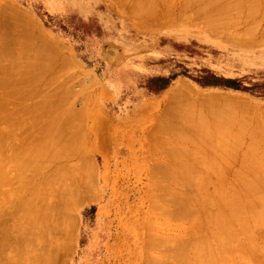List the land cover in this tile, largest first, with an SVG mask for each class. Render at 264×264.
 Returning <instances> with one entry per match:
<instances>
[{"label": "rangeland", "instance_id": "obj_1", "mask_svg": "<svg viewBox=\"0 0 264 264\" xmlns=\"http://www.w3.org/2000/svg\"><path fill=\"white\" fill-rule=\"evenodd\" d=\"M154 1L157 2V4L155 3L156 10L155 11L153 10L152 13L153 12L155 13L151 14L150 11H148L150 13L149 15V13L148 12L146 13V11L145 12L139 11L140 12L139 13L135 10L134 8L135 5L133 3L138 2L137 0L136 1L135 0H125V1L124 0H0V18L2 19V20L0 19V32H2V35L0 37L2 40V44L5 43L4 45H1V42H0V47L3 46L2 49L0 48V50L5 49L4 47L7 46L8 50L10 49L12 51V54L15 53L14 51H16L17 49H18L17 53L20 52L19 53L20 55L19 54L17 55V53H15V55H12V56L10 55L11 51L10 53L7 52L8 54L6 53V56L7 55L11 56V57L7 56L9 58L8 59L6 58L5 53H4L5 50L6 51L8 50L5 49L4 51H0V56L3 55L1 56V58L3 57L6 60L5 61L4 59H0V60H3L1 61L2 64L0 63V68L2 69V70L0 69V118L2 119L4 118L2 121H0V133H3L6 137V141H4V144L1 142V145H0L1 146L0 147L1 148L0 162L1 160L5 159L4 161L8 162L7 163L8 165L10 164L9 162H11L12 160L17 163L18 160L21 158V156L19 155L17 157L16 154L18 155L20 152H22L23 151L22 148L25 149V152H26L25 155L22 154L24 155L22 156V158L28 157L30 153H32V151L34 150L36 151L35 153L39 154L41 152V154H44L40 158L38 157L37 162L36 163L34 162V166H31L32 168L29 167V169L27 166H25L27 168H23V169L22 167L17 168V166L20 167L19 166L20 164H18L19 162L17 163V165L13 162L15 164L14 166L7 165V168L8 167L9 169L14 168L13 169L14 171H16L15 170L16 168L17 170L19 169L18 170L19 172L21 169H22L21 171H23L24 169L25 171L28 170L27 172L23 171L24 174L23 172L20 174L18 173L21 176V178L23 177V180L24 179L26 180V178L29 179L31 177L32 181H34L32 182L30 178L29 179L30 181L27 182L28 181L27 179L26 181L27 184H26L24 181L22 182L21 181L22 179L20 178V176H18L21 179V180L19 179L20 180L19 185L23 187L22 189H26V190L28 189L27 191L29 193L32 192L31 194H29L27 193L26 190H22L25 198L26 197L30 198L31 196V198L33 197L32 200H34V196L36 198V195L37 197H39V195H41L42 197L43 191L42 193L40 192L41 194H39V191L38 190L36 191L37 188L35 187H37V184L40 185L39 184L40 181L42 182V180L49 178L47 176L53 175L54 173L52 172L54 170L53 168H58V169H55L58 172L60 170L59 167L63 168L60 171V173L61 172L62 173L64 172V173L60 174L58 172L59 173L58 174L56 172L59 176L56 173H54V175L56 174L59 177V178L57 177L58 183L56 184L57 185L56 187L59 189V186L63 185L62 180L60 178H62V176L64 175L66 176L65 178L66 183L64 181L63 182L66 185L63 187H68L66 188V190L68 191L72 190L70 189L71 187L69 188V185L72 186V183L71 184L67 183V182H73L72 179L73 180L75 179L74 184L76 185V187L80 184H76L75 181L77 183H81L82 185L84 184L83 186H85V183L87 182V186H85L86 188L81 187V185L77 187L79 188V191H80V187L82 188L80 194L78 193L79 194L78 197L81 195V193L85 191L86 193L84 194H87V198L89 197L88 200L86 199V197L84 199L83 197L85 195L82 194L83 197L82 196L80 197H82L83 200H85L84 202H82L83 200L80 199V197L78 199L76 198L77 194H76V197L75 196L70 197L68 195L69 193L65 191L63 193L62 191L63 194L61 193V197L62 195L66 193L69 196L68 197L69 200L70 198L71 199L75 198L78 204L77 202H75V200L72 199L71 203H74V204L71 207L69 205L68 207L65 206L66 209L62 208L65 210L68 209L64 213V214L68 213L66 214L68 215V219H64L66 218L65 215H64L65 216L64 218L59 217V216H62V214L60 215L57 211H56L57 213H55V210L54 212H50L52 215L51 214L49 215L47 213L50 217H53L54 213L58 214V217H59V218L54 217L55 220L51 218L52 220L55 221V223L54 221L52 222L51 220L47 221V223L52 222L53 224H56L57 221H58L57 223H59L60 220L61 221L59 225L56 224L58 225L57 226L58 228H55L56 227L55 225H54L55 227L49 226V225H52V223L48 225L45 222V224L50 227L46 229L45 228L46 226H44L45 224L43 223L44 224L43 227L44 229H46L45 230L46 233L44 231H42L43 233L40 231L41 229L43 230V228L42 227L39 228V224H37L38 222H36L38 227L34 228L33 226H31L32 224L30 221H28V217H27L28 215H26L25 210L23 211V209L21 210L19 208H16L18 207L16 203H18V200H21V198H17V200H15L16 203L14 204H16L15 205L16 207H13L14 204L10 205L11 203L9 205L8 204L3 205V203H1L3 206V209L1 208L2 206L0 204L1 206L0 207V210H1L0 217L2 220L4 219L6 221L4 222V220L2 221L0 219V232H1L0 236L2 235L1 240L3 239L2 244L0 241V245H1L0 247H2V249L0 248V255H1L0 264L2 263L3 264H144L148 262L151 263L150 258L148 257L147 259V256L145 257V253L148 256L149 254H151L150 256L153 258H156L158 256L161 257V259L166 258V263L163 260L164 264H178V263L180 264L182 260L185 258V256L187 255L192 256V253H194V250H192V247L195 248L197 246V243L199 242L197 240H200V238L198 237H201V239L203 240L206 234L210 236L208 233V230L209 231L212 230L213 227L211 226L213 225L212 223L211 225H209L210 222L209 224L206 223L208 224V228L210 227V229H208L206 225L205 227L202 226L204 227L203 228L204 230H202V227L200 230V226L202 224L198 225V229L201 231L200 233L201 236H198L200 235L199 234L200 231L194 227H197V224L201 221L199 220V218L196 220V222L194 221V223L192 224V228H193L192 229L190 228L191 223L193 222V220H195V218H193L192 216L190 217L191 219L193 218L192 220H190L189 218L183 217V218H178V221H177V220H173L174 218H176L175 216L172 217V215L168 214L172 217L170 218L166 214L167 217L166 215L165 217L167 218V221L165 222L166 218L161 217L162 216L161 214L159 215L158 212L160 208L156 207V203L161 202V204L162 203L164 204V200L163 202L161 198L160 200H156V198L158 197V194H161L164 192V194H162L164 195L163 198L166 195L171 200L170 201L168 199L171 202L170 205L168 201L165 200L168 206L176 208L175 205H172L173 198H171V195L174 191H170L172 193L169 194L168 192L169 190L166 192L165 188L163 192H161L162 190H160L159 188L157 189L155 188L157 185L160 184L159 182L161 183L165 182L166 184L170 180L169 179L168 181H165L167 177L171 176V174L169 173L173 172L174 175L176 173H179L181 176L180 172H182L181 170H183V173H182L183 175H185V173H186V176L188 174L190 175V176L188 175V178L189 177L191 178L189 180L194 179L195 181L196 174L199 176L198 179L199 178L208 179L209 185L206 182L205 186L210 188V190H207L208 188H206V191L209 194L210 193L213 194V191L211 190L213 188L212 184H214V186H217L218 188L221 187V185L223 186L225 185V187H221V188H223V191H226L225 189L228 186L236 185L233 183L238 182V185H239L240 184L239 182L241 178H243L242 177L243 175H248V176L251 175L250 177L252 176L254 177V175L255 177L257 175H260L258 177L263 179L262 181L263 183L261 182L262 179L259 180L261 182L260 185L262 184L261 189L262 188L264 189V134H263L264 131L262 133L260 132L261 128L264 130V116L260 115L264 113L260 111V110L264 111L263 109L264 107V42H263L264 41L263 39L264 38V10H263L264 6L262 5L259 8L257 15L255 14L253 17L249 16L251 18H248V16L246 17V9H245V11L242 12L244 14H241L243 15L241 16V20L243 21L239 20L240 23L237 22L236 24L239 23L237 26L235 25L233 27V25H231L232 29H231V26H228V29L227 30L225 29L226 32L225 30H223L222 31L223 33L218 32L215 34L214 32L209 31L204 26H199L198 24L196 25V23L194 22V19H193V22L195 24L192 22V18H194L193 17L194 13L197 11L198 9L197 7L201 3L200 0L196 1L198 2L197 4L194 0H191L193 2L190 4H187L186 2L187 0H154ZM131 5H133V7H131ZM184 6L187 8H185ZM20 12H22V14ZM135 12L139 14H136ZM142 12L144 13V15H142L143 14ZM17 13L19 14V16L25 14L22 17L29 16L31 19L29 20V18L26 17V18H23V21H22V17L18 16L19 18H21V20L17 19L18 20L17 22L21 23L22 21L21 25L20 26L19 24L17 25L16 22H15L16 24L14 23V25H12V23L16 21V18H18L17 16L16 17L14 16L15 20H13L12 16L16 15ZM145 13H146L147 18L145 17ZM161 13L162 14L164 13V14L162 15ZM230 13L231 14H229V16H231L233 12H230ZM140 14H141V17H140ZM7 18L9 21H7ZM33 18H35L34 20L38 22L37 25L39 27L42 26L41 27L42 29L38 28V26L35 25V23H37L36 21L34 24L30 22L31 20L34 21ZM195 18H196V15H195ZM246 18H248L249 20ZM4 22H8L10 24L4 23ZM23 23H25L24 26H22ZM256 23L258 25H256ZM6 25H8V28ZM11 25H12V29H10ZM19 27L21 28L19 29ZM36 27L38 28V30ZM25 28H27V30ZM8 29H10V31L12 32L8 31V34H7ZM17 29L19 30L23 29V31L25 29L26 31H24V33H22L23 31H20L21 32L20 33L19 30L17 31ZM245 29L247 31H244ZM39 30H42V31L45 30L43 32L47 31L46 35L43 32L42 34L44 36H48L47 37L48 39L51 37V39L53 38V40L54 39L57 40V43L60 42V44L58 43L59 46H61V43H62L64 47L61 46V49L64 48L63 50H66V51L63 52V50L61 51V49H59L60 51L58 52V50L56 49L60 47L57 46V43L55 42V40L49 41L46 37L41 38L42 37L41 34L40 35L37 34V32L39 33ZM3 32L4 33L6 32V33L4 34ZM18 32L20 34H18ZM248 32H250V34H248ZM32 33H34L35 35ZM224 34L225 36H223ZM12 35H13V38H12ZM31 35H33L34 38ZM14 36L16 38L15 40H14ZM18 36H20L21 38H19ZM7 37L9 38V40ZM10 38L12 40H10ZM3 39L7 43H9V45H7V43L4 42ZM26 40L28 43L24 42ZM44 40L48 41L49 45L47 46V48L49 50V53L46 54L47 53L46 51H44L46 53L41 51L43 53H41L40 55L42 56L44 55L46 58L44 56L43 58L40 56L41 57L40 61L45 59L46 61L44 64L50 63V66L51 65L52 66L51 67L49 66L46 69V71H44L45 73L43 72L42 74L40 73V75H38L39 70H41L39 66H36L35 70H32L31 72V70L29 69H31L32 67H29L27 65L29 61L26 60L25 58L26 56L23 54H25L24 51L26 52V49H31V47H33V50L35 49L40 50V48H42L43 50V47L47 45V43H45ZM33 43H35L36 45ZM25 45L27 47H25ZM21 55L25 57H22ZM53 57H54V60H53ZM71 61L73 63H71ZM45 66L47 67V65ZM76 66H77V69H76ZM32 69H34V67ZM60 71L62 74L59 73ZM71 73L73 76L71 75ZM56 74L59 79L56 78ZM66 74L67 76L68 75L69 76L67 77ZM51 78L54 79L53 83H51L52 81H49V83L47 82V85L49 87L48 86L46 87V80L47 81L51 80ZM54 81H57L55 82V84L58 82L60 83V84H56V86L62 85L64 87L63 88L62 86H60L63 88L62 90L58 86L59 89L56 90L58 91L57 92L58 94L54 92L55 91L54 88L51 87V89H49L50 88L49 84H52L51 86H54ZM183 84L185 85L187 84L186 87H184L185 85ZM189 85L191 87H189ZM42 86L46 87V90ZM178 87L181 89L177 90L179 89ZM183 88H185L184 90L187 92L188 91L192 92L190 90H193L195 92L197 91L196 92L197 94L193 92L191 95H188L190 93L185 92L186 93L185 94L184 91H183L184 94H182ZM27 89L28 91L32 89V93L34 92V94H37L38 91L43 90L42 91L43 97H47V96L49 97V94H51L49 97L50 99H49L48 104L50 105V102H51L52 104L50 106L54 108L47 107L48 104H44L43 106L42 103L44 102L41 103L42 101L41 100L39 103V101L33 97L37 95L32 94L33 96H31V90L28 92ZM175 89L177 90V93H174ZM50 90H52L55 94L54 93L52 94ZM172 93L175 94L174 95L175 97H177V98H173L174 100L171 99ZM198 94L199 95L201 94V98L203 99H201ZM28 95H30V98L33 97L31 98V101ZM53 95H55L56 98ZM59 95L60 96L62 95V96L58 97ZM193 96H195L197 99H200V100H196V98H194ZM205 96L207 97L204 98ZM62 97L64 100L62 99ZM71 97L72 99L74 98L73 100H75V103H74L75 105L73 104V106L71 104L73 101ZM191 97H193L192 99L195 101H191L192 100ZM209 97L213 99L216 98L214 101L215 104L212 102L213 99L210 98L211 100L210 99L207 100V98ZM59 98H60V101L57 102ZM179 98H181V100L185 98L186 99L183 101H180ZM239 98L242 100H240ZM33 99H35L36 102ZM175 99H178V100L176 101ZM188 99H189L190 104L188 101L186 103V100ZM69 100H70V103H67L69 102ZM206 100L208 101V103L206 102L207 106L210 103H211L210 105H212V109L209 110V107L211 106H208L207 107L208 109L206 110L208 113L206 117L209 120V122L206 120L208 122L207 124L210 123L211 119L214 122L220 119L222 122L225 123V125L223 123H220V124H223V127L221 126L219 128L217 126L219 125L217 124L218 123L217 122L216 127H218L219 129H213L214 127L212 123V126L210 124L209 132H208L206 128H205L206 131L205 129H203L204 127H207V125L204 124V122L206 121L203 120L202 121L203 124L206 125L202 128L205 131L203 133L204 134L203 136L201 135L202 133L199 131L200 130L199 128L201 126L198 128L195 125H196V122H198L197 124H199V121H196L197 119L196 116L197 115L200 116L198 113L206 112L203 109L205 108V102L203 101H206ZM32 101L34 102V104L32 103ZM198 101H200L201 103ZM236 101L238 102L236 103ZM37 102L39 105L35 104ZM232 103L234 104L232 105ZM53 104L58 108L57 111H59V114H58L59 118H57L58 119L57 122L62 123V127L58 126L59 128H56V126H54L56 129L54 127H50V126H53V124L51 123L56 121V120L54 121V119L51 117L57 116L56 115L57 111H55L56 113L53 112L54 110H56ZM69 104L73 107V109L71 108ZM250 104L252 106L249 107ZM185 105H186V108H185ZM188 105H191L192 107L189 108L190 106ZM244 105L248 107L247 108L248 110L246 109V107L244 108ZM37 106L38 107L43 106V110L41 111H44V112H42V114L37 113L39 112V111H36ZM201 106H203V108L200 109ZM227 106L230 108H228ZM260 107L262 108L260 109ZM45 108L47 111L45 110ZM61 108L62 110H64V108L68 109V111L66 110L64 112L66 114L62 113L63 111L60 110ZM175 108H177L179 112ZM188 108L191 110H189ZM251 108H254L253 111H251L252 110ZM181 109H183L185 113L187 112L186 109L188 110L189 114L187 115V117L191 115L190 114L191 112L196 114V115L192 114V116L193 115L195 116L193 117L196 122L195 121H194L195 123L193 122V119H191L193 118L192 116L190 117L191 119L190 122L191 121L193 122V123L191 122V125L195 124L193 125L194 129L198 128L199 130H197V132L199 131L200 134L195 132L193 128L192 129L189 128L190 126H188L186 129L185 127L187 125L183 127L185 128L184 130L181 126V122H180L181 119L178 120L179 122L177 121L178 122L177 123L176 120L172 117L173 119L172 121H170L171 114L172 116L173 114L174 115L180 114L179 116H183L185 114V113L184 114L182 113L184 111ZM48 110H49V113H48ZM171 110H172V113H170ZM60 112L62 114H60ZM231 112L233 113V115ZM3 113H6V115H4ZM51 113L52 114L54 113L55 115H52ZM227 113H229V115H227ZM50 114L52 116H50ZM166 115L168 118H166ZM63 116L64 117L66 116V119L68 121L64 120L65 122H62ZM203 117L204 116H202V118ZM206 117L203 119H206ZM224 117L225 118L227 117L228 119L222 120V119H225ZM51 119H53V122L50 121ZM220 120L218 121L221 122ZM57 122L56 124H58ZM72 122H74V124ZM82 122L83 123L85 122L84 123L85 126L81 125ZM166 122L167 123L169 122L170 123V124L168 123L169 125L172 124L170 130L168 128L169 131L167 130V126L169 125H167ZM243 122L246 124L243 125L242 124ZM66 123L67 125L65 126ZM68 123H70L71 125L72 124L76 125V126H70ZM200 123H201V119H200ZM226 123L230 124L232 128H230V126L227 125ZM77 125L80 127H78ZM256 125L259 126L258 129H256L258 127V126L256 127ZM228 126L231 130L228 128L226 129V127ZM244 126L248 127L245 130L246 133L243 131L244 128L243 130H241L242 127ZM49 127L53 129H50L51 130L50 131L48 130ZM70 127H73V128H70ZM240 127L241 129L238 130L237 128H240ZM165 128H166V131H164ZM59 129H61L62 131ZM233 129L234 130L236 129V132L238 134H240L239 132L241 131V133H243L245 136L244 138H246L244 140V138L242 137L243 134L242 135L240 134L241 136H239L238 134L237 135L235 134L236 136L232 135L233 137L235 136L234 139L238 138L239 140L240 146L238 147L239 149L236 150L237 152L235 151L236 148L234 146L232 147V144L236 145V141H237V140H233L234 143L232 142L233 138L231 137V134L235 133ZM248 129H250L249 133H247ZM46 130L49 132L47 133ZM54 131L56 132V134L58 131H61V134L60 132H58V135L60 136L65 135L64 136L65 138H63L62 136H61L62 138L60 136H58V138L60 139V141L61 139H64L63 141L66 143H64L63 141L60 142L59 140L57 141L58 139L57 137H56L57 139H54L56 136ZM192 131L193 133H195L197 137L199 136L198 137L199 140L202 138L201 142L197 141L198 139L197 137L195 138V135L192 133ZM71 133L73 134L69 135ZM247 134H250V136L253 135L254 137L259 139L258 141L256 139L257 142H254V143L255 144L258 143L256 145V148L258 147L260 151H258V148L257 150H255V147H253L255 146L254 143H253L254 144L253 146L251 145L252 144L251 142L253 141H250V138L253 136L247 137L246 136ZM47 136L50 139L47 138ZM51 137H53V140ZM41 140L42 142L40 143ZM67 140H68V145H67ZM248 140L250 141L251 146L248 145L246 148V144H248L249 142ZM240 141H242V144H240L241 143ZM7 142H9V144L13 147H10V145ZM54 144H56L60 150L56 146L51 147V145H54ZM60 144L63 146H60ZM64 144L67 147H65ZM37 145L41 147V150H36V149H39V146ZM42 145L44 146V148H46L47 146L46 148L47 150L42 148L43 147ZM31 146H32L31 148L32 150L30 149ZM55 147L62 154V155L60 154L61 157H64L65 155L64 160H62L63 158H60L59 153H58L59 157H57L58 151L56 150ZM249 148L251 150L254 148V151L256 152V154L257 153L258 154L256 155L254 154V152H250L249 154L252 153L250 156H253V158H250V156L248 158L246 156V153L247 151L249 152L250 150ZM28 149L31 151H28ZM52 149L53 151L56 150L54 151L53 154H52L53 152ZM17 150L18 151L21 150V151L18 153ZM48 150H49V153L51 150L50 155H48L49 153H47ZM2 153L4 157L6 158L2 159V156H3ZM69 153L70 154L72 153L71 159L66 160L70 156ZM242 154L243 156L245 154V158H247L246 159L247 162L245 158L242 156ZM74 155H77V156H74ZM238 155L239 157H237ZM254 156L256 157L254 158ZM45 157L48 158L49 163L51 161L53 162V163H50L51 166L50 165H48V167L46 166L49 163L46 161ZM81 157L84 158V161L86 160L85 163H83L85 165L83 166V168H85L86 170L82 168L83 164L81 161L83 160L81 159ZM241 157L243 161L245 160V162L248 164L250 168L256 167L255 173H257V175L255 173L254 175L250 173L254 169L252 168H251L252 170L250 168L248 170L246 169L247 165L246 163L242 162ZM22 158L20 159L21 160L20 162H22ZM53 158H55V161ZM57 158H60V159H57ZM42 159L44 160L43 161L44 164L47 163L45 164L47 169H44L41 172V171H38L37 168L39 167L37 166H40L42 168L43 164L40 165V163L42 162ZM49 159H52V160L50 161ZM77 159L79 161H77ZM66 162L67 164H65ZM75 162H78V163L76 164ZM79 162H80V168L79 166L78 167L76 166L77 168L74 167L75 166L74 164L78 165ZM241 162L244 163V166L241 164ZM61 163L62 165L63 164L65 165L62 166L60 165ZM185 163L186 164L188 163L187 164L188 166L190 164V167L192 165L191 167L192 169L188 167L190 171H187L188 169H186V172L184 173L185 170L183 169L184 167L182 166V164H185ZM225 163H227V165L229 163L230 166L229 165H228L229 167L224 166ZM239 163L240 165H238ZM23 164H24V160H23ZM23 164L21 163V166ZM72 164L74 165L73 167L71 166ZM180 165H181L180 169L175 168V166L179 167ZM241 165L243 166V168ZM161 166H164V168ZM220 166L221 167L223 166V168H221ZM65 167L66 168L70 167L69 169L71 171L73 170L72 171L73 175L68 176V173L70 174L71 171L69 169L67 170H69L70 172L64 171V169H66ZM87 167H89V169H87ZM160 167L168 171H163ZM43 168H45L44 165H43ZM74 168L79 169V171L80 170L81 171L79 172L78 170H75ZM159 168L163 171V173L161 170L157 174L154 173L153 170H155L156 172L157 171L156 169H159ZM1 169L2 171H4L3 168ZM239 169H241L240 170L241 172H239ZM245 169L248 172H246ZM6 170L8 171L7 174H10V173L11 175L13 174L12 169H11L12 172L8 169ZM30 170H31V174H30ZM32 171H35V172L38 171L41 173H39V176H38V175H35L34 172ZM243 171L245 172V174H243L244 173ZM17 172L14 173L15 176ZM65 172H67V175H65L66 174ZM189 172H192V173H189ZM206 172L208 175H211L210 180ZM237 172L238 174H236ZM27 173H29V175H27ZM1 174L2 175L4 174L3 176H5L4 172H2ZM1 174L0 176H2ZM42 174L45 178L42 176ZM159 174L161 176L167 175L165 176L166 177L165 180ZM179 174L176 175L177 178L175 176L176 179H178ZM201 174H203L202 175L203 177L200 176ZM224 175L225 177L228 176L230 180L227 178H224ZM35 176L37 177L35 178ZM157 176H159V178L161 177L160 178L161 181H159V179L157 180L154 179V177H157ZM186 176L184 177L187 178ZM206 176L207 178H205ZM218 176L220 178L222 176L221 179L223 182L225 181V179H227L225 181L226 184L225 182L224 184L223 183L221 184L222 181L221 179L220 181L218 180L219 179ZM7 177L9 180H11L10 182L12 184L13 182L16 185L19 183V182L18 183L16 182L18 181V179L15 181H12L9 175H7ZM41 177H43L44 179ZM172 177L170 178L175 179L174 176ZM182 177L183 176H181V178ZM15 178H13V180ZM81 178L85 181V183L83 181L78 182L82 180ZM162 178H163V181H162ZM211 178H212V181H211ZM238 178L240 179L239 181L237 180ZM184 179H181L182 182L184 183L182 187H180V184L178 185V183H176L177 181L175 182V180H170L173 183L175 182V184H177L180 187L178 188V186L176 187L174 186V184L172 185V182L170 183L172 185V188L175 189L176 187V190H175L176 194L172 195L173 197H177V194L179 195L180 192L182 193L183 189L181 188L185 187V185L187 186L186 189H189V190H186V189L184 190L185 195H184V192L182 193L184 198L186 196V193L190 191L191 188H188L189 187L188 183L190 181L189 180L187 181V179L186 181H183ZM213 179L216 180V182ZM231 179L234 181V182L232 181L233 183H231ZM227 181L228 182L230 181L231 185ZM152 182L154 184L156 182L159 184L156 183L157 185L155 186ZM218 182L221 185L217 184ZM45 183H43L44 186H45ZM151 183L153 184L154 187L149 186L151 185ZM15 184L12 185L14 186V188H16ZM25 184L26 186H24ZM166 185L165 186L163 185V186L167 187ZM190 185L192 186V184ZM18 186H17V189L19 188ZM41 186L43 185H40V187ZM169 187L170 185L168 184V188ZM31 188L34 191H32ZM83 188L87 190L84 189L85 191H83ZM231 188H235V186ZM20 189L21 188H19L18 190ZM43 189L45 190V192H47L46 191L47 188H43ZM228 189H230V187ZM149 190L152 194H154V198L152 194H150ZM177 190H179L180 192H178ZM216 190L214 191L216 192ZM52 191L50 192L48 191L49 192L48 195L52 194V197L49 195L51 199L53 198ZM79 191L78 189H76V193ZM156 191H157V194L155 196ZM219 191L221 192L222 189ZM262 191H263L262 193L263 195L260 194V196L262 197L259 196L260 198L258 199V203L255 206L256 208L254 207L252 209L253 212L252 211H251L252 213L250 212V218L248 220V225L249 226L251 225V227H253L252 230L250 229V234H251L250 241L251 239L258 240L257 243L255 242L254 244H257L259 247L258 246L256 247L253 243H248L249 242L247 241L248 238L245 237L247 232L249 231L248 229L251 227L247 226V224L242 225L244 227V228L242 227L244 231H245V227L247 226L246 230L248 231L247 232L245 231L244 233L242 229H241L242 232L240 229H237L238 227L241 228V226L238 225L236 228V232H237L236 235L238 234V230H240L239 232L241 233H239L237 237H235V239L237 240L240 239V241H238V243L234 245L235 247L229 251L230 253L228 252L224 254V256H221V258L218 257L219 264L220 263L222 264L224 260L226 261V259H223L225 256L229 258V260L227 258L226 262L230 261L227 264H260L259 261L264 262V201L263 203L259 204V202H261L262 199L264 200V190ZM69 192H72V191H69ZM191 193L193 194V192ZM28 194L30 195L29 197H28ZM46 196L47 195H45V197ZM188 196L190 195L188 194ZM167 197L165 199H167ZM89 199H93V200L89 201ZM34 201H36V199ZM59 201L60 200H58V202ZM65 201H68V200L65 199ZM55 202H57V200ZM60 202L58 203V206L60 205ZM75 203L77 204V206H75ZM165 204L163 206H165ZM55 206H57L56 203H55ZM61 207H63V205ZM72 207L73 209H75L74 212L72 211L73 210ZM155 207L158 208L159 210H156ZM171 207H167V209H170ZM173 208L172 210L171 209L169 210V213L170 211L174 210ZM69 209H72L70 211H72L71 213L73 214L75 219L77 218L78 221L77 220L75 221L72 215H71V218L69 217L71 214ZM177 209L178 208H176L175 210ZM163 210L165 209H162V211ZM21 211L23 214L24 213L25 214L23 215ZM2 213H4V215L6 214L9 220H7V218H5L6 216L2 215ZM226 214H228L227 211H226ZM14 217L16 218V220ZM44 218L46 217L44 216L41 219V223ZM49 219L50 218H48V220ZM170 219H172L174 223L171 222ZM182 219H186V221L189 219V221H191L190 225H189V221L186 222L185 220L183 221ZM15 221H18V224L21 223V225H17ZM44 221L46 220H43V222ZM159 221L161 222V225H159L160 224ZM175 221L180 223L179 227H176V224L178 225V223ZM182 221L185 223H183ZM76 222L78 223L76 224ZM156 222H158L159 224H157ZM13 223H15L16 225H13ZM162 223H164L165 228H163ZM166 223H170L172 226L175 225L176 228L175 227L171 228V225L166 224ZM195 223L196 225H194ZM2 224L6 226L8 225V226L4 227ZM181 224L183 225L185 224L184 225L185 227H183V225ZM12 225L13 227L14 226L17 227L16 231H13V229L15 230V227L13 228ZM147 225H149V227ZM155 225L156 226L158 225V227H156ZM180 226H182L183 228H186V230L188 228L192 230H197L195 231V233H198L196 234L198 236V237L196 236V238L198 239L195 238L194 231L192 233V230L189 229V231H187L186 233L187 234L188 232L190 233L189 235H187L185 233V230ZM67 227L70 229H67ZM27 228L29 230L31 229L30 230L31 232H29ZM21 229L22 231H20ZM25 229L27 231L23 232V230L25 231ZM10 230H12V233L18 232L19 234L20 232L21 236L23 235V233H25V236H22L21 238V236H19L18 234L16 235L13 233L12 235ZM37 231H39L43 235L37 234L38 233ZM145 231L147 233L149 231L150 236L148 234L146 235ZM167 231H172V233L167 232ZM28 232L30 235L26 236ZM33 232L35 233L37 232V233L36 234L34 233L33 235ZM52 232H54L53 234L55 235H53ZM203 232L205 236H203L202 234ZM57 233L60 235H57L58 238L56 239ZM10 234L12 235V238ZM45 234L47 237H51L50 234H52L54 238L51 237V239L50 238L47 239V237H44ZM175 234L176 235L178 234V235L176 236ZM145 235L147 237H145ZM152 235L154 236L152 237ZM164 235L168 237L169 241L171 240V238H174V240H176L175 243L179 240L178 237H185L183 238L184 239L183 241L181 240L178 241V243L180 242L179 244H182V242L184 243L185 240H186L185 243L186 242L188 243L190 241L191 242L190 245L186 243L187 245H189L188 248L186 247V251L184 252L186 253V255H184V253L182 254L184 250L182 251L180 250L181 248L179 247L180 246L179 244L177 245L178 247H176V245L173 243L174 241L172 243L175 246L172 245L171 242L169 245L171 248H169L168 245L167 246L165 245V246L166 248L168 247L167 250L169 249L168 250L169 254L172 253L174 250L177 251V252L174 251L172 253L175 255L171 254V256H169L173 260L179 258L176 261L175 260L173 261L171 258L166 257L168 253L163 244L161 245H163L162 248L164 247L163 250H165L166 253L161 250H160L161 252L155 250L157 247L155 245H158V244L156 243V241L153 242L154 241L153 239L155 240L159 239L157 240L159 243V241H161L162 238L165 237ZM173 235L174 237H172ZM64 236L66 239H64ZM170 236L171 238H169ZM187 236L190 237L189 240ZM17 237L19 238V240L21 239L23 241L21 240L15 241L18 239ZM35 237L38 239H36ZM255 237L257 239H253ZM4 239H7V240H4ZM59 239L61 240V242H59L60 241ZM146 239L149 241L151 239L152 241L147 242ZM164 239H167V238H164ZM190 239H193V240H190ZM12 240H14L16 243ZM24 240L25 241L27 240L30 243V245L29 243H27V241H26L27 244L23 243ZM144 240L146 243L144 242ZM6 241L8 243V246L6 245L7 244ZM195 241H196L195 243L196 246L192 244ZM244 241H247L245 242L246 245L244 244ZM152 242L156 244H153ZM241 242H243V245H244L243 249L247 248V251H245V249L243 250L242 248H241L242 252L240 249L238 250V248L236 250L237 245L240 244ZM150 243H152L155 247L152 245L154 247L152 248ZM247 244L251 246L246 247L248 246ZM18 245L21 247L19 248ZM54 245H57V246H54ZM4 246H6V248L8 249L7 252L8 253L10 252L9 254L5 252L7 249L5 248L6 250H4L3 248ZM48 246L51 248H49ZM63 246H65L64 248L66 249H63ZM160 246L158 245V247ZM173 246L175 247L174 250L172 249ZM12 247L14 250L12 249ZM17 247L23 250L15 251ZM54 247H56V249ZM253 247L256 249L258 248V249L257 250L253 249ZM162 248H159V249H162ZM251 248L252 250L256 252V255L254 256L255 258L251 257L252 254L250 255V253L252 252ZM51 249L52 250L58 249V250L57 252L56 251L53 252L54 253L53 254L51 253L52 252ZM69 249H71V251ZM145 249L147 250L145 251ZM188 249L192 251H189ZM2 250L4 251L2 252ZM249 250H251V252ZM48 251L49 252L51 251L50 253L53 254L54 257L51 258L52 255L50 253L49 254L51 256L49 254L48 256L47 255ZM62 251L63 253H61ZM244 251L247 253H245ZM13 252L15 255L11 254ZM179 252H181V254L184 256L183 257L181 255L183 257L182 260L180 259L181 256L179 257V254H178ZM4 253L6 256H4ZM10 254L11 256H9ZM153 254H155L156 257H154ZM162 254L163 255L166 254V255L163 256ZM19 255H20V258L18 259ZM172 256H174L175 258ZM177 256L178 258H176ZM188 256L183 260L181 264H185V263L187 264L186 260L190 258ZM55 257H57V259ZM53 258H54V261H53ZM157 259L158 258H156L155 260L154 259L152 260L151 258L153 263L154 261H157L159 264H161L160 262L161 259L159 258L158 259L159 261ZM219 259L221 260L219 261ZM146 260L148 261L146 262ZM226 262H224V264Z\"/></svg>", "mask_w": 264, "mask_h": 264}, {"label": "bare ground", "instance_id": "obj_2", "mask_svg": "<svg viewBox=\"0 0 264 264\" xmlns=\"http://www.w3.org/2000/svg\"><path fill=\"white\" fill-rule=\"evenodd\" d=\"M124 1H125V0H124ZM135 1H136V0H135ZM137 1H138V2H134V3H133V4L135 5L134 8H135V10H136L137 12H139V11H144V12H145V11H146V13H147L148 11H150L151 14L155 13V12L152 13V11H153V10H154V11L156 10V8H155V7H156V6H155V3L157 4V2H155L154 0H137ZM194 1L196 2L197 0H194ZM200 1H201V3H200V4L198 5V7H197L198 9L196 8L197 11H196L195 13L192 11V12L194 13V16H193L194 18H192V22H193V19H194V22L196 23V25L198 24L199 26H204V27L207 28L209 31L214 32L215 34L218 33V32H222V31L225 30V29L227 30V29H228V26H231V25H233V27H234L235 25L237 26V25L240 23L239 20H241V16H243V15H241V14H244V13H242V12H244L245 9H246V17L248 16V18H251V17H253L255 14L257 15V12H258L259 8H260L262 5L264 6V0H200ZM200 1H199V2H200ZM132 2H133V1H132ZM186 2H187V4H190V3H192L193 1H191V0H187ZM197 3H198V2H196V4H197ZM131 7H133V5H131ZM157 7H158V6H157ZM184 7H185V6H184ZM192 7H193V6H192ZM154 8H155V9H154ZM185 8H187V7H185ZM11 9H13V8H11ZM132 9H133V8H132ZM189 9H190V8H189ZM194 9H195V8H194ZM194 9H193V10H194ZM135 10H134V11H135ZM160 10H161V9H160ZM263 10H264V9H263ZM14 12H15V11H14ZM230 12H233L231 16H229V14H231ZM20 13L22 14V12H20ZM135 13H136V12H135ZM139 13H140V12H139ZM139 13H136V14H139ZM142 13H143V12H142ZM146 13H145V17H146ZM148 13H149V12H148ZM150 13H149V15H150ZM8 14H9V13H8ZM17 14H18V13H17ZM17 14H16V15H13V16H12L13 18H12V17H11V18H12L13 20H15L14 16H15V17H16V16H17V17L19 16V14H18V15H17ZM157 14H158V12H157ZM161 14H162V13H161ZM163 14H164V13H163ZM163 14H162V15H163ZM165 14H166V13H165ZM178 14H179V13H178ZM182 14H183V13H182ZM184 14H185V13H184ZM10 15H11V13H10ZM24 15H25V14H24ZM24 15H20L19 17H22V16H24ZM27 15H28V14H27ZM134 15H135V14H134ZM142 15H144V13H143ZM147 15H148V14H147ZM192 15H193V14H192ZM195 15H196V18H195ZM137 16H138V15H137ZM152 16H153V15H152ZM164 16H165V15H164ZM177 16H178V15H177ZM182 16H183V15H182ZM228 16L231 17V18H229ZM232 16H234V17H232ZM249 16H251V17H249ZM19 17L16 18V21H14V22L12 23V25H14V23L16 22L17 25L19 24V26H20L21 23H22V21H23V18H26V17L29 18V20L31 19L29 16L22 17V21H21V23H18V22H17V21H18L17 19H20V20H21V18H19ZM138 17H139V16H138ZM140 17H141V14H140ZM148 17H149V16H148ZM180 17H181V16H180ZM188 17H190V16H188ZM143 18H144V17H143ZM146 18H147V17H146ZM153 18H154V17H153ZM248 18H246V19H248ZM0 19H1V18H0ZM12 19H11V20H12ZM34 19H35V18H33V20H34ZM175 19H176V18H175ZM177 19H178V18H177ZM182 19H183V18H182ZM243 19H244V17H243ZM256 19H257V18H256ZM1 20H2V19H1ZM5 20H6V19H5ZM24 20H25V19H24ZM155 20H156V19H155ZM171 20H172V19H171ZM178 20H179V19H178ZM248 20H249V19H248ZM7 21H9L8 18H7ZM35 21H36V20H34V21L31 20L30 22H32V23L34 24ZM162 21H163V20H162ZM241 21H243V20H241ZM10 22H11V21H10ZM25 22H26V21H25ZM36 22H37V21H36ZM179 22H180V21H179ZM194 22H193V23H194ZM237 22H239V23L236 24ZM257 22H258V20H257ZM2 23H3V21H2ZM2 23H1V25H2ZM4 23L10 24V23H8V22H4ZM16 23H15V24H16ZM26 23H27V22H26ZM32 23H30V24H32ZM170 23H171V22H170ZM195 23H194V24H195ZM24 24H25V23H23L22 26H24ZM37 24H38V22L35 23V25H37ZM194 24H193V25H194ZM12 25L10 26V27H11L10 29H12ZM26 25H27V24H26ZM39 25H40V24H39ZM256 25H258V24L256 23ZM6 26H7V28H8V25H6ZM22 26H21V27H22ZM37 26H38V25H37ZM40 26H41V25H40ZM14 27H15V26H14ZM21 27H19V29H20ZM27 27H29V26H27ZM41 27H42V26H41ZM41 27L38 26V28L42 29ZM2 28H3V27H2ZM36 28H37V27H36ZM38 28H37V30H38ZM235 28H236V27H235ZM10 29L7 30V34H8V31H10ZM15 29H16V28H15ZM19 29H17V31H18ZM25 29L27 30V28H25ZM25 29H24V31H26ZM231 29H232V26H231ZM30 30H31V29H30ZM35 30H36V29H35ZM226 30H225V32H226ZM3 31H4V30H3ZM20 31H23V29L19 30V32H20ZM24 31H23L22 33H24ZM43 31H45V30H43ZM43 31H42V30H39V33L37 32V34H39V35L41 34V36H42L41 38H44V37L47 38L48 36H44V35L42 34ZM229 31H230V30H229ZM229 31H227V32H229ZM244 31H247V30L245 29ZM10 32H12V31H10ZM14 32H15V31H14ZM19 32H18V34L21 33V32H20V33H19ZM32 32H33V31H32ZM34 32H36V31H34ZM0 33H1V34H0V36H1V35H2V32H0ZM3 33H4V32H3ZM5 33H6V32H5ZM5 33H4V34H5ZM30 33H31V32H30ZM43 33H45V35H46V34H47V31H46V32H43ZM208 33H209V32H208ZM222 33H223V32H222ZM254 33H255V31H254ZM254 33H253V34H254ZM4 34H3V35H4ZM7 34H6V35H7ZM12 34H13V33H12ZM32 34H34V33H32ZM244 34H245V32H244ZM248 34H250V32H248ZM251 34H252V33H251ZM10 35H11V33H10ZM22 35H23V34H22ZM28 35H30V34H28ZM34 35H35V34H34ZM8 36H9V35H8ZM31 36H33V35H31ZM49 36H50V35H49ZM223 36H225V34H224ZM18 37L21 38L20 36H18ZM7 38H8V37H7ZM12 38H13V35H12ZM25 38H27V37H25ZM33 38H34V36H33ZM15 39H16V38H15V36H14V40H15ZM39 39H40V38H39ZM47 39H48V38H47ZM50 39H51V37H50L48 40H49V41H52V40H53V38H52L51 40H50ZM263 39H264V38H263ZM0 40H1V37H0ZM3 40H4V39H3ZM8 40H9V38H8ZM10 40H12V39L10 38ZM18 40H19V39H18ZM18 40H17V41H18ZM20 40H21V39H20ZM28 40H29V39H28ZM31 40H32V38H31ZM42 40H43V39H42ZM45 40H46V39H45ZM45 40H44V41H45ZM54 40H55V39H54ZM54 40H53V41H54ZM0 42H1V45H4V44H5V43L2 44V40H1ZM4 42H6V41L4 40ZM8 42H9V41H8ZM24 42L26 43L27 40L24 41ZM29 42H31V41H29ZM55 42L57 43V40H55ZM263 42H264V41H263ZM6 43H7V42H6ZM20 43H21V42H20ZM27 43H28V42H27ZM43 43H44V42H43ZM45 43H47V45H45V46L42 44V45L45 47V49H44V47H43V50H42V48H40V50L34 48V49L36 50V51H35V50H33V47H31L32 50H31V49H26V52L24 51L25 54L22 53V54L25 55L26 57L21 55L22 57H25L27 61H29L28 64H27L29 67H32V68L34 67V69H32V68L29 69V70H31V72H32V70H35L36 66H39V68H40L41 70H39L38 75H40V73L42 74V73H43L44 71H46V69L50 66V63H49V64H44L45 61H46L45 59H43L44 61L42 60L43 62L40 61V60H41V57L43 58V56H44V55H43V56L40 55L41 53H43L44 51L47 52V53L44 52V53H46V54L49 53V50H48V48H47V46L49 45V44H48V41H45ZM53 43H54V42H53ZM58 43L60 44V42H58ZM58 43H57V46L60 47V48L56 47V48H58V49H56V50H58V52H59V51H60L59 49H61V46L64 47V45H62V43H61V46H59ZM13 44H14V43H13ZM33 44H35V43H33ZM33 44H32V45H33ZM54 44H55V43H54ZM7 45H9V43H7ZM32 45H30V46H32ZM35 45H36V44H35ZM55 45H56V44H55ZM55 45H54V46H55ZM11 46H12V45H11ZM23 46H24V45H23ZM30 46H28V47H30ZM65 46H66V45H65ZM2 47H3V46H1L0 48L2 49ZM15 47H16V46H15ZM25 47H27V46L25 45ZM66 47H67V46H66ZM4 48L8 50V47H7V46H5ZM5 49L0 50V51H4ZM63 49H64V48H63ZM63 49H61V51H62ZM17 50H18V49H17ZM17 50L14 51V52L17 53ZM19 50H20V49H19ZM37 50H39V51H37ZM47 50H48V51H47ZM10 51H11L10 49H9L8 51L5 50V52H4V53H5V56H6V53H7V52L10 53ZM22 51H23V49H22ZM41 51H43V52H41ZM64 51H66V50H63V52H64ZM50 52H51V51H50ZM63 52H62V53H63ZM4 53H3V54H4ZM15 53L12 54V51H11L10 55H11V56H12V55H15ZM19 53H20V52H19ZM19 53H17V55H18ZM1 54H2V53H1ZM7 54H8V53H7ZM56 54H58V53H56ZM59 54H60V53H59ZM10 55H7V56H10ZM17 55H16V56H17ZM19 55H20V54H19ZM1 56H3V55H1ZM1 56H0V59H4L3 57L1 58ZM7 56H6V58H8ZM11 56H10V57H11ZM21 56H19V57H21ZM40 56H41V57H40ZM13 57H14V56H13ZM17 57H18V56H17ZM44 57H45V56H44ZM47 57H48V56H47ZM54 57H55V56H54ZM54 57H53V60H54ZM72 57H73V56H72ZM45 58H46V57H45ZM49 58H51V57H49ZM8 59H9V58H8ZM20 59H21V58H20ZM20 59H19V60H20ZM65 59H66V58H65ZM4 60H5V59H4ZM32 60H33V62H32ZM51 60H52V59H51ZM1 61H3V60H0V63L2 64ZM5 61H6V60H5ZM21 61H22V60H21ZM49 61H50V60H49ZM24 62H25V61H24ZM40 62H42V63H40ZM25 63H26V62H25ZM33 63H34V64H33ZM46 63H47V62H46ZM71 63H73V62L71 61ZM74 63H75V62H74ZM41 64H42V65H41ZM40 65H41V66H40ZM45 65H47V67H46ZM51 66H52V65H51ZM51 66H50V67H51ZM0 69H1V68H0ZM49 69H50V68H49ZM76 69H77V66H76ZM80 69H81V68H80ZM1 70H2V69H1ZM58 70H59V69H58ZM60 70H61V69H60ZM63 71H64V70H63ZM71 71H72V70H71ZM81 71H82V70H81ZM48 72H49V70H48ZM72 72H73V71H72ZM35 73H36V72H35ZM44 73H45V72H44ZM59 73H61V71H60ZM67 73H68V72H67ZM80 73H81V72H80ZM36 74H37V73H36ZM61 74H62V73H61ZM64 74H65V73H64ZM84 74H85V72H84ZM44 75H45V74H44ZM54 75H55V74H54ZM71 75H72V73H71ZM41 76H42V75H41ZM50 76H51V75H50ZM58 76H59V75H58ZM64 76H65V75H64ZM66 76H67V74H66ZM68 76H69V75H68ZM68 76H67V77H68ZM72 76H73V75H72ZM74 76H75V75H74ZM76 76H77V75H76ZM51 77H52V76H51ZM59 77H60V76H59ZM49 78H50V77H49ZM49 78H48V79H49ZM53 78H55V77H53ZM53 78H51V80H48V81L46 80V87L48 86V85H47V82L49 83V81H52L51 83H53V80H54ZM56 78H58V77H57V74H56ZM73 78H74V77H73ZM73 78H72V80H73ZM80 78H81V77H80ZM58 79H59V78H58ZM74 80H75V79H74ZM69 81H70V80H69ZM55 82H57V81H54V86H51L52 84H49V85H50V88H49V89H51V87H52V88H54L55 91H54L53 89H52V90H53L54 92L57 93L58 91H56V90H58L59 87L62 86V85H60V86L57 85V86H56V84H60V83L58 82V83L55 84ZM74 82H75V81H74ZM61 83H62V82H61ZM66 83H67V82H66ZM62 84H63V83H62ZM181 84H182V83H181ZM183 85H185V84H183ZM186 85H187V84H186ZM186 85H185L184 87H186ZM58 86H59V87H58ZM42 87H44V86H42ZM46 87H44L45 90H46ZM48 87H49V86H48ZM62 87H63V86H62ZM62 87H60V89L63 90L64 87H63V88H62ZM84 87H85V86H84ZM187 87H188V86H187ZM189 87H191V86L189 85ZM55 88H56V89H55ZM178 88H179V87H178ZM28 89H29V88H28ZM28 89H27V91H28ZM49 89H47V90H49ZM176 89H177V88H176ZM176 89H175V92H174V93H177V90H180L181 88H179V89H177V90H176ZM184 89H185V88L182 89V94H184V93L186 92V93H190V94H188V95H191L193 92H195V91H193V90H190V91H192V92H189V91L187 92V91H185ZM30 90H31V96H33V95H37V96H33V97H34L36 100H38L39 103H40L41 100H42L41 103L44 102V103H42L43 106H44V104H48V103H49V99H50L49 97H50L51 94H49V97H48V96H47V97H43V93H42L43 90H42V91H38L37 94H34V92L32 93V89H30ZM30 90H29V91H30ZM34 90H35V89H34ZM39 90H40V89H39ZM52 90H50V92H52V94H53L54 92H53ZM186 90H187V88H186ZM29 91H28V92H29ZM35 91H36V90H35ZM60 91H61V90H60ZM173 91H174V90H173ZM183 91H184V93H183ZM44 92H45V91H44ZM46 92H47V91H46ZM61 92H62V91H61ZM64 92H65V91H64ZM196 92H197V91H196ZM196 92H195V93H196ZM65 93H66V92H65ZM186 93H185V94H186ZM195 93H194V94H195ZM32 94H33V95H32ZM54 94H55V93H54ZM57 94H58V93H57ZM57 94H56V96H57ZM60 94H61V93H60ZM71 94H72V93H71ZM182 94H180V95H182ZM194 94H193V95H194ZM196 94H197V93H196ZM196 94H195V95H196ZM72 95H73V94H72ZM171 95H172V96H171L172 98H171V97H170V98H171L172 100H174L173 98H177V97L174 96L175 94L172 93ZM188 95H187V96H188ZM198 95H199V94H198ZM53 96L56 98L55 95H53ZM61 96H62V95H61ZM61 96L59 95L58 97H61ZM65 96H66V95H65ZM176 96H177V95H176ZM199 96H200V98H201V94H200ZM208 96H209V95H208ZM28 97H29L30 101H31V98H33V97L30 98V95H28ZM54 97H52V98H54ZM58 97H57V98H58ZM63 97H64V95H63ZM63 97H62V99H63ZM72 97H73V96H72ZM72 97H71V99H72ZM178 97H179V95H178ZM193 97L196 98L195 96H193ZM193 97H191V99H192ZM197 97H198V96H197ZM206 97H207V96H205L204 98H206ZM227 97H228V96H227ZM210 98H211V97L207 98V100L210 99ZM214 98H215V97H214ZM234 98H235V97H234ZM35 99H33V100H35ZM73 99H74V98H73ZM73 99H72V100H73ZM185 99H186V98H185ZM185 99H182V100H181V98H179L180 101H183V100H185ZM201 99H203V98H201ZM211 99H213V98H211ZM211 99H210V100H211ZM215 99H216V98H215ZM215 99H213V101H212L213 103H214ZM232 99H233V98H232ZM235 99H236V98H235ZM239 99H240V98H239ZM36 100H35V102H36ZM63 100H64V99H63ZM175 100L177 101L178 99H175ZM196 100H200V99H197V98H196ZM207 100H206V101H203V102H205V108H206V109L203 108V106H201L200 109L203 108V109L206 111V110L208 109V108H207L208 106H211V107H209V110L212 109V105H210L211 103L208 104V106L206 105V102L208 103ZM240 100H242V99H240ZM50 101H51V100H50ZM52 101H53V99H52ZM59 101H60V98H59V100H57V102H59ZM73 101H74V102H73ZM73 101H72V103H71L72 106H73V104L75 103V100H73ZM187 101L189 102V99L186 100V103H187ZM191 101H195V100L192 99ZM55 102H56V101H55ZM173 102H175V101H173ZM198 102H200V101H198ZM231 102H232V101H231ZM237 102H238V101H236V103H237ZM245 102H246V101H245ZM250 102H251V101H250ZM32 103L34 104L33 101H32ZM67 103H70V100H69V102H67ZM178 103H179V102H178ZM178 103H177V104H178ZM184 103H185V102H184ZM184 103H183V104H184ZM186 103H185V104H186ZM200 103H201V102H200ZM213 103H212V104H213ZM234 103H235V102H234ZM234 103H232V105H233ZM240 103H241V102H240ZM35 104H38V102L35 103ZM42 104H41V105H42ZM51 104H52V103L50 102V105H51ZM173 104H174V103H173ZM189 104H190V102H189ZM214 104H215V103H214ZM214 104H213V105H214ZM230 104H231V103H230ZM38 105H39V104H38ZM50 105L48 104L47 107H51ZM55 105H56V103H55ZM55 105L53 104V106H55ZM69 105H70V104H69ZM69 105H68V106H69ZM74 105H75V104H74ZM216 105H217V104H216ZM227 105H229V104H227ZM235 105H236V104H235ZM241 105H243V104H241ZM43 106H41V107H38V106H37V107H36V109H37L36 111H39V112H37V113H41V114H42V112H44V111H41V110H43ZM70 106H71V105H70ZM72 106H71V108L73 109ZM174 106H176V105H174ZM188 106H190L189 108L192 107L191 105H188ZM188 106H187V107H188ZM223 106H224V105H223ZM238 106H239V105H238ZM250 106H252V105L250 104L249 107H250ZM253 106H255V105H253ZM4 107H5V106H4ZM45 107H46V105H45ZM172 107H173V106H172ZM178 107H179V106H178ZM183 107H184V106H183ZM227 107H228V106H227ZM245 107H246V106L244 105V108H245ZM51 108H54V107H51ZM55 108H56V110H54L53 112H55V111L58 110V108H57L56 106H55ZM71 108H70V109H71ZM180 108H181V107H180ZM180 108H179V109H180ZM185 108H186V105H185ZM189 108H188V109H189ZM228 108H230V107H228ZM247 108H248V107H246V109H247ZM261 108H262V107H260V109H261ZM68 109H69V107H68ZM68 109L64 108V110H62V108H61L60 110L63 111L62 113H64L66 110L68 111ZM72 109H71V110H72ZM85 109H87V108H85ZM175 109H177V108H175ZM183 109H184V108H183ZM183 109H181V110H183ZM193 109H194V108H193ZM193 109H192V110H193ZM195 109H196V108H195ZM198 109H199V107H198ZM249 109H250V108H249ZM251 109H252L251 111H253L254 108H251ZM263 109H264V107H263ZM45 110H46V108H45ZM52 110H53V109H52ZM177 110H178V109H177ZM181 110H180V111H181ZM189 110H191V109H189ZM213 110H214V109H213ZM216 110H217V108H216ZM247 110H248V109H247ZM256 110H257V109H256ZM4 111H6V110H4ZM40 111H41V112H40ZM46 111H47V110H46ZM72 111H73V110H72ZM84 111H86V110H84ZM84 111H83V112H84ZM174 111H176V110H174ZM183 111H184V110H183ZM186 111H187V112H186L187 114L185 113V111L182 112L183 114L185 113L184 115L181 114V115H183V116H179L180 114H176V115L173 114V116H172V114H171V119H170V121H172L173 118L176 120V122H177L178 120L181 119L180 122H181V126H182V128L185 127V126L187 125V126L185 127L186 129H187L188 126H190L189 128H191V129L193 128V129H194V126H193V125H195V124H192V125H191V122H192V121L190 122V120L193 119V122L195 121V119H194L195 116H194V115H193L194 117L192 116V114H195V113L189 111V112H191V113H190L191 115H189V117H187V115H188L189 113H188V110H187V109H186ZM251 111H250V112H251ZM260 111L264 112L263 110H260ZM51 112H52V111H51ZM178 112H179V110H178ZM6 113H7V112H6ZM6 113H3V114L6 115ZM48 113H49V110H48ZM55 113H56V112H55ZM62 113L60 112V114H62ZM166 113H167V112H166ZM168 113H169V112H168ZM170 113H172V110H171ZM203 113H204V114H203ZM231 113H232V112H231ZM43 114H44V113H43ZM51 114H52V113H51ZM51 114H50V116L55 115L54 113H53L52 115H51ZM58 114H59V111H57V114H56L58 117H57V116H56V117H54V116L51 117V118L54 119V121H55V120H56V121L53 122V119H51L50 121L53 122V123H51V124H53V126H50V127H54V126H56V128H59L60 126L62 127V123H61V122H57V120H58L57 118H59V115H58ZM64 114H66V113H64ZM198 114H199L200 116H198V115L196 116V117H197L196 121H199V124H197L198 122L195 121V122H196V125H195V126L198 127V128H199L200 126H201V127L199 128L200 130H199L198 128H197V129L195 128L194 131L197 132V130H199V131L202 133L201 135H203V136H204L203 133L206 131V129H207L208 132H209L210 124H211V126H212V123H213V127H214L213 129H219L221 126L223 127V124L225 125V123L222 122L220 119H218V120H220L221 122H219L218 120H217L216 122H214V121L211 119L210 123L207 124V123L209 122L208 118L206 117L207 114H208L207 111H206V112H199ZM202 114H203V115H202ZM1 115H2V114H1ZM47 115H48V114H47ZM47 115H45V116H47ZM163 115H164V114H163ZM195 115H196V114H195ZM227 115H229V113H227ZM232 115H233V113H232ZM260 115H263V116H264V113H263V114H260ZM48 116H49V115H48ZM164 116H165V115H164ZM191 116H192L193 118L190 119ZM202 116H204L203 118L206 117V119H203ZM172 117H173V118H172ZM180 117H182V118H180ZM198 117H199V118H198ZM231 117H232V116H231ZM63 118H64V119H63ZM166 118H168L167 115H166ZM210 118H211V117H210ZM224 118H225V117H224ZM229 118H230V117H229ZM3 119H4V118H3ZM3 119L0 118V121H2ZM6 119H7V118H6ZM49 119H50V118H49ZM200 119H201V123H202V124L200 123ZM226 119H228V118L226 117L225 119H222V120H226ZM64 120H65V121H68V120L66 119V116H65V117L63 116V117H62V122H65ZM168 120H169V119H168ZM203 120H205V121L207 120V121H208V122H207V121L204 122V124H206L207 127H204V126H206V125L203 124V122H202ZM56 122H57L58 124H56ZM178 122H179V121H178ZM178 122H177V123H178ZM193 122H192V123H193ZM195 122H194V123H195ZM217 122H218V123H217ZM60 123H61V124H60ZM72 123L74 124V122H72ZM84 123H85V122H84ZM84 123L82 122L81 125H84ZM166 123H167V122H166ZM168 123H169V122H168ZM168 123H167V125L170 124V123H169V124H168ZM189 123H190V125H189ZM214 123H215V125H214ZM216 123L220 125V126L217 125L219 128L216 127ZM220 123H223V124H220ZM51 124H50V125H51ZM54 124H56V125H54ZM59 124H60V125H59ZM68 124H69L70 126H76V125H73V124L71 125L70 123H68ZM76 124H77V123H76ZM78 124H79V123H78ZM226 124L230 126V124H228V123H226ZM242 124L244 125V124H246V123L243 122ZM242 124H240V125H242ZM66 125H67V123L65 124V126H66ZM69 125H68V126H69ZM79 125H80V124H79ZM197 125H198V126H197ZM58 126H59V127H58ZM77 126H78V125H77ZM84 126H85V125H84ZM169 126H170V127H169ZM169 126H167V130H168V128H169V130H170L172 124L169 125ZM191 126H192V127H191ZM229 126L226 127V129H227V128H228V129L232 128L231 126H230V128H229ZM248 126H249V125H248ZM257 126H258V125H256V127H257ZM50 127L48 128V130L53 129V128H50ZM78 127H80V126H78ZM81 127H82V126H81ZM165 127H166V125H165ZM203 127H204V128H203ZM54 128H55V127H54ZM56 128H55V129H56ZM67 128H69V127H67ZM70 128H73V127H70ZM83 128H84V127H83ZM185 128H183V129L185 130ZM202 128H203V129L206 128L205 131H204ZM243 128H244V130H243ZM247 128H248V127H245V126H244V127H242V129H241V127H240V128H237V129H238V130L241 129V130H243V131L246 133L245 130H246ZM258 128H259V126H258L256 129H258ZM41 129H42V128H41ZM42 130H43V129H42ZM42 130H41V131H42ZM59 130H61V129H59ZM81 130H82V129H81ZM169 130H168V131H169ZM201 130H202L203 132H202ZM230 130H231V129H230ZM233 130H234V129H233ZM238 130H237V131H238ZM46 131H47V130H46ZM50 131H51V130H50ZM61 131H62V130H61ZM61 131H58V132H60V134H61ZM164 131H166V128H165ZM168 131H167V132H168ZM182 131H183V130H182ZM199 131L197 132L198 134H200ZM263 131H264V130L261 128L260 132L262 133ZM48 132H49V131H47V133H48ZM54 132H55V131H54ZM58 132H57V134H56V132H55L56 136H55L54 139H57L58 136H60V135H58ZM183 132H184V131H183ZM188 132H189V130H188ZM190 132H191V131H190ZM234 132H235L234 134H233V133L231 134V137L233 138V139H232V142H233V140H237V141H236V145H233V144H232V147L234 146V147L236 148V149H235V151H236L237 149H239L238 147H239L240 145H239V140H238V138H237V139H234L235 136L238 134V133L236 132V129L234 130ZM238 132H239V131H238ZM249 132H250V129H248L247 133H249ZM52 133H53V132H52ZM192 133H193V131H192ZM197 133H196V134H197ZM239 133H240L241 135L243 134V133H241V131H240ZM72 134H73V133H71V134H69V135H72ZM193 134L195 135V133H193ZM235 134H236V135H235ZM240 134H238V135L241 136ZM263 134H264V132H263ZM66 135H67V134H66ZM232 135H235V136L233 137ZM256 135H257V134H256ZM61 136H62L63 138H65V137H64L65 135H64V136L61 135ZM61 136H60V137H61ZM74 136H75V135H74ZM74 136H73V137H74ZM76 136H77V135H76ZM239 136H237V137H239ZM246 136L248 137V136H250V134H247ZM251 136H253V135H251ZM251 136H250V137H251ZM53 137H54V135H53ZM53 137H51L52 140H53ZM56 137H57V138H56ZM62 137H61V138H62ZM77 137H78V136H77ZM196 137H197V136L195 135V138H196ZM198 137H199V136H198ZM198 137H197V139H198L197 141H200V142H201V141H202V140H201L202 138L199 140ZM242 137H243V138L245 137L244 134L242 135ZM47 138H49V137L47 136ZM66 138H67V137H66ZM71 138H72V136H71ZM75 138H76V137H75ZM203 138H204V137H203ZM243 138H242V139H243ZM251 138H252V140H251ZM251 138H250V141H253V142H251V143H252L251 145L253 146V145L255 144L254 142H257L259 139L256 138V137H254V136L251 137ZM44 139H45V138H44ZM49 139H50V138H49ZM68 139H69V138H68ZM245 139H246V138H244V140H245ZM254 139H255V140H254ZM256 139H257V141H256ZM45 140H46V139H45ZM47 140H48V139H47ZM52 140H51V141H52ZM58 140L60 141L59 138L57 139V141H58ZM63 140H64V139H61V141H63ZM73 140H74V138H73ZM203 140H205V139H203ZM4 141H6V137H5V135H4L3 133H0V145H1V142L4 144ZM57 141H56V142H57ZM61 141H60V142H61ZM71 141H72V139H71ZM75 141H76V140H75ZM77 141H78V140H77ZM248 141H249V140H248ZM250 141L248 142V144H246V148H247L248 145H250ZM41 142H42V140L40 141V143H41ZM43 142H44V140H43ZM54 142H55V141H54ZM63 142H64V141H63ZM63 142H62V143H63ZM203 142H204V141H203ZM240 142H241L240 144H242V141H240ZM245 142H246V141H245ZM259 142H260V141H259ZM7 143L9 144V142H7ZM40 143H39V145H40ZM49 143H50V142H49ZM58 143H59V142H58ZM64 143H66V142H64ZM233 143H234V142H233ZM243 143H244V142H243ZM253 143H254V144H253ZM42 144H43V143H42ZM56 144H57V143H56ZM56 144L51 145V147H52V146H56V147H57ZM69 144H70V143H69ZM257 144H258V143H256L255 146H253V147H255V150H257V148H258V147L256 148V145H257ZM9 145H10V144H9ZM39 145H37V146H39ZM48 145H49V144H48ZM64 145H65V144H64ZM67 145H68V140H67ZM85 145H86V144H85ZM251 145H250V146H251ZM7 146H8V145H7ZM42 146H43V145H42ZM58 146H59V145H58ZM60 146H63V145L60 144ZM0 147H1V146H0ZM8 147H9V146H8ZM10 147H13V146L10 145ZM56 147H55V148H56ZM65 147H67V146L65 145ZM65 147H64V148H65ZM86 147H87V146H86ZM31 148H32V146L30 147V149H31ZM34 148H35V147H34ZM37 148H38V147H37ZM42 148H44V146H43ZM46 148H47V146H46ZM46 148H44V149H46ZM48 148H49V147H48ZM57 148H58V147H57ZM57 148H56V150L58 151L59 148H58V149H57ZM62 148H63V147H62ZM229 148H231V147H229ZM246 148H245V149H246ZM250 148H252V147H250ZM250 148H249V149H250ZM44 149H42V150H44ZM53 149H54V147H53ZM53 149H52V151H53ZM232 149H234V148H232ZM249 149H247V150H249ZM0 150H1V148H0ZM12 150H13V149H12ZM22 150L25 152V149L22 148ZM26 150H27V148H26ZM31 150H32V149H31ZM31 150L28 149V151H31ZM36 150H41V147L39 146V149H36ZM46 150H47V149H46ZM56 150H54V151H56ZM59 150H60V149H59ZM230 150H231V149H230ZM247 150H246V151H247ZM9 151H10V150H9ZM14 151H15V150H14ZM14 151H13V152H14ZM17 151H18V150H17ZM20 151H21V150H20ZM20 151H18V153H19ZM23 151H22V152H23ZM54 151L52 152V154L54 153ZM233 151H234V150H233ZM246 151H245V152H246ZM258 151H260L259 148H258ZM258 151H257V152H258ZM22 152H20L18 155L16 154V156L18 157V156L20 155L21 158H22V156H24V155L26 154V152H25V153H24V152L22 153ZM33 152H34V153H33ZM35 152H36V151L34 150V151H32V153H30V155L28 154L29 156L26 157L27 159H26V158H22V162H20V161H21V160H20L21 158H20V159L18 160L19 163L17 162L18 164H20V165H19L20 167L17 166V168H21V167H22V169H23V168H27V167H28V169H29V167L34 166V162H35V163L37 162V158H38V157L40 158L41 156L44 155V154H41V152H40L39 154H38V153H35ZM37 152H38V151H37ZM42 152H43V151H42ZM236 152H237V151H236ZM250 152H254V154H256V152L254 151V148H253L252 150L250 149L249 152L247 151L248 154L246 153V156H247L248 158H249V156L252 154V153L249 154ZM9 153H10V152H9ZM47 153H49V150H48ZM50 153H51V150H50ZM50 153H49L48 155H50ZM58 153H59L60 158H63L62 160H64L65 155H64V157H61L62 154L58 151V152H57V157H59V156H58ZM4 154H5V153H4ZM7 154H8V153H7ZM22 154H24V155H22ZM52 154H51V155H52ZM55 154H56V153H55ZM60 154H61V155H60ZM69 154H70V153H69ZM257 154H258V153H257ZM257 154H256V155H257ZM2 155H3V153H2ZM48 155H47V157H48ZM67 155H68V154H67ZM260 155H261V153H260ZM260 155H259V156H260ZM0 156H1V155H0ZM52 156H53V155H52ZM54 156H55V155H54ZM68 156H69V155H68ZM71 156H72V153L70 154L69 158L66 159V160L71 159ZM74 156H77V155H74ZM242 156H243V154H242ZM12 157H14V156H12ZM237 157H239V155H238ZM243 157L245 158V154H244ZM255 157H256V156H254V158H255ZM257 157H258V156H257ZM0 158H1V157H0ZM3 158H6V157H4V155H3V156H2V159H3ZM15 158H16V157H15ZM45 158H46V157H45ZM60 158H57V159H60ZM72 158H73V157H72ZM87 158H88V156H87ZM250 158H253V156H250ZM25 159H26V160H25ZM53 159H54V161H55V158H53ZM57 159H56V160H57ZM81 159L84 161V158H83V157H81ZM241 159H242V157H241ZM246 159H247V158H245V160H246ZM4 160H5V159H4ZM4 160H1V162H0V163L2 164V165L0 164V166H1V168H3V170H4V171H2V169L0 168V169H1L0 172H1V173H2V172L5 173V176H3L4 174L2 175V174L0 173V174L2 175V176H0V204L3 203V205H7V204L9 205V204L11 203L10 205H12V204L16 203L15 200H17V198H21V200H18V203H16L18 207L15 206L16 204H14L13 207L19 208V209H21V210L23 209V211L25 210L26 215H28V216H27V217H28V221H30L31 224H32L31 226H33L34 228H36V227H38L37 224H39V228H40V227L43 228V230H42V229L40 230L41 232H42V231L45 232V230H46L47 228H50L49 226H54V225H55L56 227H55V226H54V227H55V228H58L57 226L60 224V221H61V220L59 221V223H57L58 221L56 222V224H58V225L52 223V222L55 220L54 217H56V218L58 217V214H55V213H57V212H58L60 215L62 214V216H59V217H61V218L63 217V218H64V217L66 216V218H64V219H68V215H66V214H68V213L64 214V213L68 210V209L65 210L66 207H68L69 205H70V207H71V206L74 204V203H71V200H72V199L75 200V202H77V200H76L75 198H72V199L70 198V200H69V199H68L69 196H70V197H71V196H72V197H73V196L76 197V194H77V197H76V198L78 199L80 196L83 197L82 194L86 193L85 190H87V189H85V188H86L85 186H87V182L85 183V181L83 180V179H84L83 177H82L83 179L81 178L82 180H80V181H78L77 179H76V180H77L78 182L83 181V182L85 183V186H83L84 184L82 185L81 183H77V182L75 181L76 184H80L81 187H85V188H83V191H85V192L81 193V195H80L79 197H78V195L80 194L82 188L80 187V191H79V188H77V187L80 186V185H78V186L76 187V185L74 184V180H75V179H74V180L72 179L73 182H67V183H70V184L72 183V186L69 185V188L71 187L70 189H72V190H69V191H72V192H69L68 190H66V188H68V187H63V186L66 185V184H65V183H66V181H65L66 176H64V175L62 176V178H60V179L62 180L63 185H60V186H59V189H58V188L56 187V186H57L56 184L58 183V182H57V177L59 176L58 174L60 173V171L63 169L62 167H61V168L59 167V169H60V170L58 171L59 173L57 172V170H55V169H58V168H53L55 171H54L53 169H52L53 171L51 170V171L54 172V173L57 172L58 174H57V173H56V174H57L58 176H57L56 174L54 175V173H53V175L50 173L53 177H52V176H47V175H46L47 177H49V178H46V179H47V180H46V179H44L45 177L43 176L44 173L42 174V176H43L44 178H43V177H41V178H43L44 180H42V182L40 181L39 184H40V185H43V186L40 187V185L37 184V187H35V188H37L36 191L38 190V191H39V194H41L42 191H43V193H42V194H43V196H42L43 198L41 197V195H39V197H37V195H36V198H35V196H34V200L36 199V201H34V200H32L33 197L31 198V196L29 195V194H31L32 192L29 193V192L27 191L28 189H27V190H26V189H22L23 187H21V185H19V184H20L19 181H20L21 179H22L21 181H22V182L24 181L26 184H27V182H29L30 180L32 181V178H31V177H30L31 179L29 178L30 180H29L28 178H26V180H25V179L23 180V177L21 178V176L19 175V174L22 173L23 171H24V172H27L28 170L26 169L27 171H25V169H24L23 171H21V170H22V169H21L20 172H19V171H18L19 169L17 170V168L15 169L16 171L13 170L14 168H10V169H9V167L7 168V165H8L7 163H8V162H5ZM23 160H24V164H25V165L23 164ZM49 160L51 161L52 159H49ZM245 160L243 161V159H242V162L246 163L247 160H246V162H245ZM40 161H41V160H40ZM43 161H44V160L42 159V162L40 163V165L43 164L45 168H43V165H42V168H41L40 166H37V165H38V164H37L36 166L39 167V168H41V169H39V168L36 167V168L38 169V171H41V172H42V170L47 169L46 166H47V167H48V165L51 166L50 163H53L52 161L49 163V162H48V158H46V161H47L49 164L45 163V164H47V165L45 166V164H44ZM77 161H79V160L77 159ZM80 161H81V160H80ZM83 161H81L82 164L85 163L86 160H85L84 162H83ZM249 161H250V160H249ZM11 162L13 163L14 161L12 160ZM11 162H9V163H10V164H9L10 166H11V165L14 166L15 164L17 165L16 162H14L15 164H14V163L12 164ZM72 162H73V161H72ZM72 162H70V163H72ZM87 162H88V161H87ZM239 162H240V160H239ZM242 162H241V164L244 166V163H242ZM21 163L23 164L22 166H21ZM38 163H39V162H38ZM63 163H64V162H63ZM70 163H69V164H70ZM75 163L77 164L78 162H75ZM235 163H236V161H235ZM248 163H249V162H248ZM32 164H33V165H32ZM65 164H67V162H66ZM65 164H63V165H65ZM76 164H74L75 166H74L73 164H72L71 166H72V167H73V166H74V167H76V166L78 167V166H79V168H80V162H79L78 165H76ZM187 164H188V163H187ZM187 164H186V163H185V164H182V166L184 167V168H183V167H182V168L185 170L184 173L186 172V169H188L187 171H190L189 168L192 167V165H191V167H190V164H189V166H188ZM231 164H232V163H231ZM250 164H252V163H250ZM9 165H8V166H9ZM56 165H57V164H56ZM60 165H62V163H61ZM63 165H62V166H63ZM86 165H87V164H86ZM172 165H173V164H172ZM184 165H185V166H184ZM220 165H221V164H220ZM223 165H224V164H223ZM228 165L230 166L229 163H228ZM228 165H227V163H225L224 166H228ZM238 165H240V163H239ZM242 165H241V166H242ZM246 165L248 166L247 163H246ZM253 165H254V164H253ZM253 165H251V166H253ZM23 166H24V167H23ZM25 166H27V167H25ZM50 166H49V167H50ZM69 166H70V165H69ZM83 166H85V165L83 164V165H82V168H83ZM87 166H88V165H87ZM173 166H174V165H173ZM173 166H172V168H173ZM176 166H177V165H176ZM176 166H175V168H178V169L181 168V165H180L179 167H176ZM229 166H228V167H229ZM243 166H242V168H243ZM247 166H246V169L248 170L250 167H249V166L247 167ZM72 167H71V168H72ZM77 167H76V168H77ZM161 167L164 168V166H161ZM161 167H160V168H161ZM188 167H189V168H188ZM220 167H221V166H220ZM31 168H32V167H31ZM31 168H30V169H31ZM33 168H34V167H33ZM65 168H66V167H65ZM69 168H70V167H69ZM69 168L64 169V171H68V172H70L71 170H70ZM82 168H81V169H82ZM160 168H159V169H156V170H157L156 172H155V170H153L154 173L157 174L158 172H160V170L162 169V168H161V169H160ZM221 168H223V166H222ZM224 168H226V167H224ZM242 168H241V169H242ZM244 168H245V167H244ZM251 168H252V167H251ZM251 168H250V169H251ZM255 168H256V167H255ZM255 168H254V167L252 168V169H254L255 171L253 170L252 172H250L252 175H254V173L256 172V169H255ZM6 169L10 170L11 172H12V170H13V174L16 173V172L18 171L17 174H18V173H19V174H18V175L16 174V176H15V174H14V175L12 174V175H13V177H12V175H11L10 172H9L10 174H7L8 171H7ZM11 169H12V170H11ZM67 169H69L70 171L67 170ZM74 169H75V168H74ZM83 169L86 170L85 168H83ZM87 169H89V167H87ZM191 169H192V168H191ZM241 169H239V172H241V171H240ZM246 169H245V171H246ZM252 169H251V170H252ZM5 170H6V171H5ZM32 170H34V169H32ZM75 170H78V171H79V169H75ZM75 170H74V171H75ZM162 170H163V171H168V170H166V169H162ZM162 170H161V171H162ZM251 170H250V171H251ZM35 171H36V169H35ZM35 171H32V172H34L35 175H38V176H39V173H41V172H38V171H37V172H38V173H37V172H35ZM72 171H73V170H72ZM72 171H71L70 174L68 173V176H69V175H70V176L73 175V174H72ZM80 171H81V170H80ZM80 171H79V172H80ZM87 171H89V170H87ZM153 171H152V172H153ZM163 171H162V173H163ZM181 171H182V172H180V173H181V176H183L182 178H181V176H180L179 173H176L175 175L173 174V172L169 173V174H171L170 177L174 176V178H175V176H176L177 174H179V175H178V176H179L178 179H176L177 176H176L175 179H171L170 177H167V178H166L165 176H167V175H165V176H161L160 174H159V175H160L161 177H163L164 180H165V178H166L165 181H168L169 179H170V180H175V182L177 181L176 183H178V185L180 184V187H182V185H184V183L182 182L181 179H184V178H185L184 176H186V173H185V175H183V174H182V173H183V170H181ZM222 171H223V170H222ZM24 172H23V174H24ZM49 172H50V171H49ZM79 172H78V173H79ZM83 172H84V171H83ZM83 172H82V173H83ZM243 172H244V171H243ZM246 172H248V171H246ZM36 173H37V174H36ZM61 173H62V172H61ZM61 173H60V174H61ZM63 173H64V172H63ZM63 173H62V174H63ZM65 173H66L65 175H67V172H65ZM164 173H166V172H164ZM189 173H192V172H189ZM30 174H31V170H30ZM47 174H48V172H47ZM206 174H207V172H206ZM206 174H205V175H206ZM236 174H238V172H237ZM239 174H240V173H239ZM243 174H245V172H244ZM255 174L257 175V173H255ZM7 175H9V177L12 179V181H15V180L18 179V181H16V182H17V183L19 182V183L16 185V184L13 182V184H12V183L10 182L11 180L8 179ZM10 175H11V176H10ZM21 175H22V174H21ZM27 175H29V173H27ZM32 175H33V174H32ZM32 175H31V176H32ZM188 175H189V174H188ZM188 175L186 176L187 178H185L183 181H186V179H187V181H188L189 179H191L190 177L188 178ZM202 175H203V174H201L200 176L203 177ZM205 175H204V176H205ZM18 176H20L21 179H20ZM60 176H61V175H60ZM68 176H67V177H68ZM189 176H190V175H189ZM207 176H208V178H209V180H210V176H211V175H208V174H207ZM207 176H206L205 178H207ZM213 176H214V175H213ZM241 176H242V175H241ZM247 176H248V175H243V176H242L243 178H241V180L239 179L240 177L237 179L238 181L240 180V182H239L240 184H239V185H238V182H237V183H233L234 181L231 179V183L238 185V186L233 185V186H235V188H231V187H233V186L231 185L230 181H229V182L227 181L228 183H230L231 186H228L226 189L224 188L226 191H223V188H221V187H225V185L223 186V185H221V184H222V183L224 184V182H225L227 179L230 180V178H228V176L225 177V175H224V178H227V179H225V181L223 182L222 179H221L222 176H221V178L218 176V178H219L218 180L220 181V179H221L222 182H221V184H220L219 182H218L217 184L221 185V187H219V188H220V189H219L217 186H214V184H212V185H213V188L211 187V188H212L211 190L213 191V194H212V193L209 194V193L206 191V188H208V187L205 186V185H206V182H207V184L209 185V183H208V182H209L208 179H204V178H199V179H198L199 176L196 174V176H195V181H194V179H193V177H192L193 180H189V181H190L189 183L187 182L188 185H189L188 188H191L190 191H188V192H190V193L193 192V194H192V193L190 194V193L187 192L185 198H184V196H183L182 193H183L184 190L186 189V187H187L186 185H185V187L181 188V189H183V191L181 190L182 193H181L179 190H177L178 192H180L179 195L177 194V197H173L172 195L176 194V193H175V192H176L175 190H176V187H177L178 185L175 184V182L173 183L172 181L169 180L170 182L168 181L169 183H168V182H167V183L170 185V187L168 188V184H167V183H166V184H167V185H166L165 182H162V183L159 182V181H161V180H160L161 177H160V178H159V176H157L158 178H157V177H154V179H156V180L159 179L158 182L160 183V184H159V183L156 182L157 184H159V185H157L156 183L154 184V183L152 182L155 186L157 185V186L155 187L156 189L159 188L160 190H162L161 192H163V190H164V188H165V189H166V192L169 190V191H168L169 194L172 193V192H170V191H174V192L172 193V195H171V198H173V199H172V205H175L176 208H178L177 210H175V209H176L175 207L173 208V207H171V206H168V204L166 203V201H168V203H169V205H170V204H171V202H170V201H171L170 198H168L166 195H165V197L163 198L164 195H162V194H164V192H163V193L160 192L161 194H158V197H157V198H159V199H157V198L155 197L156 200H160V198H161L162 202H163V200H164V204H165V203L167 204V206H166V204H165V206H166V207H165V206H163V205H164L163 203L161 204V202H160V203H159V202L156 203V207L160 208L161 211H162V209H165V210H163V211L161 212L158 208L155 207L156 210H159V212H158V211H157V212L159 213V215H160V214L162 215L161 217H165L166 214H167V215L170 214V215H172V217L175 216L176 218H174L173 220H177V221H178V218H183V217H184V218H185V217H186V218H189L190 220H192L193 218H195V220H193V222L191 223V227H190V228H192V224L194 223V221L196 222V220L199 218V220H201V221H200L199 223L197 222V223H198V224H197V227H194V228H197V229H198V225H201V224H202V225L200 226V230H201V227H202V226L205 227V226L207 225L206 227L208 228V224H209V222H210L209 225H211V223H212V225H213V226H211V227H213L212 230H210V231L208 230V229H210V227H209L208 229H206V230H208V233H209L210 236H208L207 234H206V236H205V235H204V232L202 233L203 236H205L204 239L202 240L201 237H198V236H201V234H200L201 231H200L199 229H198V230L200 231V232H199L200 235L197 236L196 234H198V233H195V231H197V230H192L193 228L190 229V228H188V226H187L188 229L186 230V228H183V227H185V226H184L185 224H184V225L181 224V225H183V227H182V226H180V227H182V228L185 230V233H186L187 231H189V229H190V230H192V233H193V231H194L195 238H196V236H197V237L200 238V240H201V241H200V240H197V241L200 242V243H199V242L197 243V246H196V244H195L196 241H195L194 243H192V244H194L196 247H195V248L192 247V250H194V253L191 252V253H192V256H191V255H190V256L187 255L188 257H190V258H188V259L186 260V261H187V264H217V263H218V257L221 258V256H224V254L228 253L232 248L235 247L234 245L237 244L238 241H240V239L237 240V239H235V237H237V235H238L239 233H241L242 230L244 231V229H243L244 227H243L242 225L247 224V226H249V225H248V220H249V218H250V212H251L252 209L256 206V204L258 203V199H259L260 197H262V196H260V194H262V193H263L262 190H264L263 188L261 189V185H262V184L260 185V183L263 181V179L258 177V176H260V175H257L256 177H255V175H254V177H253V176L250 177L251 175H249L248 177H247ZM15 177H16V178H15ZM17 177H18V178H17ZM26 177H27V176H26ZM36 177H37V176H35V178H36ZM50 177H51V178H50ZM196 177H197V179H196ZM234 177H235V176H234ZM236 177H237V175H236ZM246 177H247V178H246ZM257 177H258L259 179H258ZM13 178H15V179L13 180ZM58 178H59V177H58ZM72 178H73V177H72ZM163 178H162V181H163ZM172 178H173V177H172ZM19 179H20V180H19ZM27 179H28V181H27ZM68 179H69V178H68ZM68 179H67V180H68ZM179 179H180V180H179ZM216 179H217V178H216ZM261 179H262V180H261ZM178 180H179V181H178ZM213 180H214V179H213ZM234 180H235V179H234ZM259 180H261V182H260ZM26 181H27V182H26ZM43 181H44V182H43ZM45 181H46V183L48 182V183H47L48 185L45 183ZM58 181H59V179H58ZM63 181H64L65 183H64ZM68 181H69V180H68ZM70 181H71V180H70ZM89 181H90V180H89ZM192 181H193L194 184L192 183ZM211 181H212V178H211ZM211 181H210V182H211ZM214 181L216 182V180H214ZM232 181H233V182H232ZM32 182H34V181H32ZM32 182H31V183H32ZM83 182H82V183H83ZM171 182H172V185L174 184V186H176L175 189L172 188V185L170 184ZM181 182H182L183 184H182ZM31 183H30V184H31ZM43 183H45V186H46V187L44 186ZM60 183H61V182H60ZM152 183H151V185H149V186H153ZM213 183H214V182H213ZM262 183H263V182H262ZM3 184H4V186H3ZM14 184L16 185V186H15L16 188H14V186H12V185H14ZM26 184H25L24 186H26ZM185 184H186V183H185ZM190 184H192V186H191ZM225 184H226V182H225ZM18 185H19V186H18ZM31 185H32V184H31ZM88 185H89V183H88ZM163 185H164V186L166 185L167 187H164ZM193 185H194V186H193ZM210 185H211V184H210ZM215 185H216V184H215ZM219 185H218V186H219ZM17 186H18L19 188H21L20 190H21L22 193L20 192V190H18L19 188L17 189ZM34 186H35V185H34ZM34 186H33V187H34ZM67 186H68V185H67ZM158 186H160V187H158ZM161 186H162L163 188H162ZM190 186H191V187H190ZM5 187H6V189H5ZM33 187H32V188H33ZM55 187H56L57 189H56ZM60 187H61V188H60ZM73 187H74L75 190L73 189ZM75 187H76V188H75ZM153 187H154V186H153ZM180 187L178 186V188H180ZM216 187H217L218 189H217ZM229 187H230V189H228ZM262 187H263V186H262ZM32 188H31V190H32ZM35 188H34V189H35ZM40 188H41V189H40ZM43 188H47V189H46L47 192H45V190H44ZM54 188H55V189H54ZM62 188H64V189H62ZM87 188H88V187H87ZM178 188H177V189H178ZM42 189H43V190H42ZM52 189H53V191H52ZM76 189H78L79 192L76 193ZM84 189H85V190H84ZM89 189H90V187H89ZM159 189H158V190H159ZM172 189H173V190H172ZM216 189H217L218 191L222 189V191H221V192H220V191L218 192ZM260 189H261V190H260ZM22 190H26L27 193H29V194H28V197L30 196V198H27V197L25 198L24 195H23L24 193H23ZM31 190H29V191H31ZM73 190H74L75 192H74ZM186 190H189V189H186ZM207 190H210V188H208ZM214 190H216V192H215ZM32 191H34V190H32ZM36 191H35V192H36ZM48 191H49V192L52 191V193H53V198H52V199H54V200H52V199L49 197V195L52 197V194H49V195H48V193H49ZM62 191H63V193H64V191L67 192V193H69V194H68L69 196L65 193L66 195L64 194V195H62V197H61V193H62ZM35 192H34V193H35ZM40 192H41V193H40ZM149 192H150V190H149ZM158 192H159V191H158ZM178 192H177V193H178ZM209 192H210V191H209ZM34 193H33V194H34ZM63 193H62V194H63ZM78 193H79V194H78ZM153 193H154V192H153ZM214 193H216V194H214ZM217 193H218V194H217ZM25 194H26V193H25ZM44 194L47 195V196L45 197ZM73 194H74V195H73ZM150 194H152V193L150 192ZM156 194H157V191H156V193H155V196H156ZM188 194H189L190 196H188ZM84 195H85V196H84L83 198L85 199V197H86V199L88 200L89 197L87 198V194H84ZM88 195H89V194H88ZM159 195H160L161 197H160ZM184 195H185V192H184ZM262 195H263V194H262ZM25 196H27V195H25ZM64 196H65V197H64ZM66 196H67V198H66ZM152 196H153V198H154V194H152ZM169 196H170V195H169ZM187 196H188V197H187ZM259 196H260V197H259ZM82 197H80V199L83 200ZM166 197H167V199H165ZM64 198L67 199L68 201H65ZM153 198H152V199H153ZM37 199H38V200H37ZM80 199H79V200H80ZM150 199H151V198H150ZM168 199H169L170 201H169ZM56 200H57V202H55ZM58 200H60V201L62 200V201H63V202H62V201H61V202L59 201V202H60V205H59V206H58V203H59ZM90 200H93V199H89V201H90ZM165 200H166V201H165ZM69 201H70V203H69ZM84 201H85V200H83L82 202H84ZM153 201H154V200H153ZM263 201H264V200L262 199V201L259 202V204H260V203H263ZM155 202H156V201H155ZM155 202H154V204H155ZM55 203H56L57 206H55ZM64 203H65V204H64ZM66 203H67L68 205H67ZM61 204L63 205V207H61V206H62ZM77 204H78V202H77ZM77 204L75 203V206H77ZM81 204H82V203H81ZM81 204H80V205H81ZM259 204H258V205H259ZM261 205H262V204H261ZM1 206H2V204H1ZM1 206H0V207H1ZM65 206H66V207H65ZM152 206H153V205H152ZM152 206H151V207H152ZM159 206H160V207H159ZM8 207H9V206H8ZM10 207H12V206H10ZM56 207H57V208H56ZM161 207H162V208H161ZM167 207H171L170 209L172 210V208H173L174 210H173V211H170V213H169V210H170V209H167ZM257 207H258V206H257ZM1 208L3 209V206H2ZM16 208H15V209H16ZM62 208H65V209H62ZM153 208H154V207H153ZM255 208H256V207H255ZM19 209H18V210H19ZM60 209H61V211H60ZM72 209H73V207H72ZM72 209H69V211L72 210ZM18 210H17V211H18ZM54 210H55V213H54L55 216H54V214H53V217H50V216H49V215L51 214L50 212H54ZM74 210H75V209H73L72 211L74 212ZM152 210H153V209H152ZM0 211H1V210H0ZM56 211H57V212H56ZM59 211H60L61 213H60ZM72 211H70V213H71ZM153 211H154V210H153ZM167 211H168V213H167ZM226 211L228 212V214H226ZM2 212H3V211H2ZM62 212H63V213H62ZM154 212H155V211H154ZM252 212H253V211H252ZM252 212H251V213H252ZM0 213H1V212H0ZM4 213H5V212H4ZM4 213H2V215H4ZM21 213H22V211H21ZM47 213H48L49 215H48ZM158 213H157V214H158ZM22 214H23V213H22ZM24 214H25V213H24ZM24 214H23V215H24ZM36 214H37V215H36ZM44 214H45V215H44ZM163 214H164V216H163ZM51 215H52V214H51ZM56 215H57V216H56ZM64 215H65V216H64ZM71 215L73 216V214H72V213L70 214V216H69L70 218H71ZM76 215H77V214H76ZM155 215H156V214H155ZM167 215H166V217H167ZM170 215H168V216H169L170 218H172ZM254 215H255V214H254ZM254 215H253V216H254ZM4 216H6V214H5ZM44 216H45L46 218H44L43 220H46V221L43 222V220H42V223H41V219H42ZM47 216H48V218H50L49 220H48ZM157 216H158V215H157ZM157 216H156V217H157ZM180 216H181V217H180ZM191 216L193 217L192 219L190 218ZM22 217H23V216H22ZM41 217H42V218H41ZM59 217H58V218H59ZM73 217H74V216H73ZM76 217H77V216H76ZM166 217H165V218H166ZM196 217H197V218H196ZM5 218H7V216H6ZM14 218H15V217H14ZM51 218L54 219V220H52ZM165 218H164V219H165ZM0 219H1V217H0ZM11 219H12V217H11ZM74 219H75V217H74ZM189 219H188L187 221H189ZM1 220H2V219H1ZM3 220H4V219H3ZM3 220H2V221H3ZM7 220H9V219L7 218ZM15 220H16V218H15ZM25 220H27V219H25ZM50 220H51L52 222L47 223V221H50ZM76 220H77V218L75 219V221H76ZM170 220H171V222H173L172 219H170ZM170 220H169V222H170ZM182 220H183V221H184V220L186 221V219H182ZM202 220H204V221H202ZM5 221H6V220H4V222H5ZM77 221H78V220H77ZM163 221H164V220H163ZM163 221H162V222H163ZM166 221H167V218H166L165 222H166ZM177 221H175V222H177ZM183 221H182V222H183ZM187 221H186V222H187ZM12 222H13V221H12ZM15 222L17 223V225H21V223L18 224V221H15ZM36 222H38V223L36 224ZM45 222H46V224H48V225H49L50 223H52V225L47 226V225L45 224ZM159 222H160V221H159ZM190 222H191V221H189V225H190ZM203 222H204V223H203ZM6 223H7V222H6ZM6 223H5V224H6ZM28 223H29V222H28ZM33 223L36 224V225H34ZM40 223H41V224H40ZM43 223H44L45 225H44ZM54 223H55V221H54ZM77 223H78V222H76V224H77ZM151 223H152V222H151ZM156 223L159 224L158 222H156ZM173 223H174V222H173ZM177 223H178V225L175 223V224H176V227H179L180 223H179V222H177ZM183 223H185V222H183ZM206 223H208V224H206ZM8 224H9V223H8ZM29 224H30V223H29ZM166 224H170V223H166ZM2 225H3V224H2ZM13 225H16V224L13 223ZM13 225H12V227H13ZM43 225L46 226V227H45L46 229H44ZM159 225H161V222H160ZM162 225H163V228H165V227H164V223H162ZM170 225H171V224H170ZM187 225H188V224H187ZM194 225H196V223H195ZM238 225L241 226V228H239V227L237 228ZM3 226L5 227L6 225H3ZM7 226H8V225H7ZM7 226H6V227H7ZM9 226H11V225H9ZM27 226H28V225H27ZM77 226H78V225H77ZM147 226L149 227V225H147ZM155 226H156V225H155ZM167 226H169V225H167ZM247 226H246V227H247ZM14 227H15V226H14ZM14 227H13V228H14ZM33 227H32V229H33ZM156 227H158V225H157ZM174 227H175V225H173V226L171 225V228H174ZM176 227H175V228H176ZM204 227H202V230H204V229H203ZM242 227H243V228H242ZM246 227H245V231L247 232V231L249 230V231L247 232L246 236H245L246 238H248V240H247V241H249L248 243H253V244H254L255 242L257 243L258 240H252V239H251L252 242L250 241V235H251V234H250V229L252 230L253 227H251V225H250L249 227H251V228H249V229L247 228L248 230H246ZM8 228H9V227H8ZM16 228H17V227H15V230L13 229V231H16V230H17ZM19 228H20V227H19ZM24 228H25V227H24ZM64 228H66V227H64ZM159 228H161V227H159ZM159 228H158V229H159ZM182 228H181V229H182ZM236 228H237V229H240V230L242 229L241 232H239L240 230H238V234H237V235H236V233H237V232H236ZM10 229H11V228H10ZM27 229H28V228H27ZM67 229H70V228L67 227ZM152 229H153V228H152ZM6 230H7V229H6ZM28 230H29V229H28ZM30 230H31V229H30ZM30 230H29V232H31ZM49 230H50V229H49ZM49 230H47V231H49ZM149 230H150V229H149ZM178 230H180V229H178ZM178 230H177V231H178ZM184 230H183V232H184ZM18 231H19V230H18ZM20 231H22V229H21ZM26 231H27L26 229H25V231L23 230V232H26ZM34 231H35V230H34ZM73 231H74V230H73ZM160 231H161V229H160ZM245 231H244V233H245ZM8 232H9V231H8ZM10 232H11L12 235H13V233L16 234V235L18 234V232H17V233H15V232L12 233V230H10ZM29 232H28V234H26V236L30 235ZM37 232H38V233H37ZM37 232H36L37 234H39V235H43V234H41L39 231H37ZM55 232H56V231H55ZM58 232H59V231H58ZM145 232H146V231H145ZM162 232H163V230H162ZM167 232H171V233H172V231H167ZM174 232H175V231H174ZM174 232H173V234H174ZM180 232H181V231H180ZM0 233H1V232H0ZM2 233H3V232H2ZM34 233H35V232H33V235H34ZM36 233H35V234H36ZM42 233H43V232H42ZM45 233H46V232H45ZM47 233H48V232H47ZM50 233H51V232H50ZM53 233H54V232H52V234H53ZM155 233H156V232H155ZM176 233H178V232H176ZM185 233H184V234H185ZM189 233H190V232H188V234H187V233H186V234L189 235ZM6 234H7V233H6ZM8 234H9V233H8ZM11 234H10V235H11ZM52 234H50L51 237H53ZM64 234H66V233H64ZM147 234H148V235L150 234L149 231H148V233L146 232V235H147ZM151 234H152V233H151ZM168 234H169V233H168ZM179 234H180V233H179ZM255 234H256V233H255ZM12 235H11V238H12ZM18 235L21 236V235H20V232H19ZM53 235H55V234H53ZM57 235H60V234H58V233L56 234V239L58 238ZM146 235H145V237H147ZM175 235H176V234H175ZM177 235H178V234H177ZM177 235H176V236H177ZM182 235H183V234H182ZM182 235H180V236H182ZM252 235H253V234H252ZM19 236H18V237H19ZM22 236H25V233H23ZM22 236H21V238H22ZM149 236H150V235H149ZM153 236H154V235H152V237H153ZM164 236H165V235H164ZM193 236H194V235H193ZM193 236H192V237H193ZM1 237H2V235L0 236V241H1V244H2V240H3V239L1 240ZM4 237H6V236H4ZM4 237H3V238H4ZM18 237H17V238H18ZM31 237H32V236H31ZM44 237H47L46 234H45ZM51 237H47V239H48V238L51 239ZM157 237H158V236H157ZM161 237H162V236H161ZM161 237H160V239H161ZM172 237H174V235H173ZM187 237H188V240H189L190 237H189V236H187ZM208 237H209V238H208ZM17 238H16V239H17ZM35 238H36V237H35ZM42 238H43V237H42ZM53 238H54V237H53ZM53 238H52V239H53ZM59 238H60V237H59ZM148 238H149V237H148ZM155 238H156V236H155ZM164 238H167V239H164ZM164 238H162V240L159 241L160 244H159L158 241H157V240H159V239H157V240L153 239V240H154L153 242L156 241V243H157L159 246H160L161 244H163L164 246H165V245H166V246H167V245L169 246V245H170V242L172 243V242L174 241L173 243L176 245V247H178L177 245L180 243V242L178 243V241H179V240L183 241V240H184L183 238H185V237H178L179 240H178L176 243H175L176 240H174V238H171V236L169 237V238H171L170 241H169L168 237L165 236ZM178 238H177V239H178ZM180 238H182V239H180ZM195 238H194V239H195ZM198 238H196V239H198ZM14 239H15V237H14ZM28 239H29V237H28ZM36 239H38V238H36ZM64 239H66L65 236H64ZM172 239H173V240H172ZM175 239H176V238H175ZM186 239H187V238H186ZM224 239H225V241H224ZM253 239H257V238L255 237V238H253ZM4 240H7V239H4ZM18 240H19V238H18L17 240H15V241H18ZM20 240H21V239H20ZM20 240H19V241H20ZM40 240H41V239H40ZM59 240H60V239H59ZM62 240H63V239H62ZM188 240H187V241H188ZM190 240H193V239H190ZM243 240H244V239H243ZM245 240H246V239H245ZM8 241H9V240H8ZM12 241H14V240H12ZM15 241H14V242H15ZM21 241H23V240H21ZM26 241H27V240H26ZM26 241L24 240L23 243H26ZM56 241H57V240H56ZM56 241H55V242H56ZM146 241H147V242H151L152 240L150 239V241H149V240L146 239ZM167 241H168V242H167ZM185 241H186V240H185ZM185 241H184V243L182 242V244H179V245H180L179 247L181 248L180 250H181V251L184 250V251L182 252V254L186 251V247L188 248V246H189L190 243H191L190 241H189L188 243L186 242L187 244H189V245H187V244L185 243ZM247 241H244V244H245V245H246L245 242H247ZM59 242H61V240H60ZM144 242H145V240H144ZM153 242H152V243H153ZM161 242H162V243H161ZM163 242H164L165 244H164ZM4 243H5V242H4ZM6 243H7V241H6ZM12 243H13V242H12ZM15 243H16V242H15ZM18 243H20V242H18ZM27 243H29V242L27 241ZM27 243H26V244H27ZM56 243H57V242H56ZM145 243H146V242H145ZM145 243H144V244H145ZM152 243H150V245H151L152 248H154L155 246H157L155 250H157V251H159V252L163 251V252H165V253H166V251H167V253H168V250H169V249L167 250L168 247L166 248V246H165V249H166V251H165V250H163L164 247L162 248L163 245H161L160 247H158V245H155V246L153 245V244H156V243H153V244H152ZM173 243H172V245H174ZM49 244H50V243H49ZM52 244H53V243H52ZM61 244H62V243H61ZM6 245L8 246V243H7ZM9 245H10V244H9ZM29 245H30V243H29ZM46 245H47V244H46ZM50 245H51V244H50ZM59 245H60V244H59ZM59 245H58V246H59ZM147 245H148V244H147ZM152 245H153L154 247H153ZM172 245H171V246H172ZM175 245H174V246H175ZM241 245H242V246H241ZM247 245H248V246H246V247L251 246V245H249V244H247ZM254 245H255L256 247L258 246L257 244H254ZM0 246H1V245H0ZM10 246H11V245H10ZM13 246H14V245H13ZM16 246H17V245H16ZM16 246H15V247H16ZM18 246H19V245H18ZM54 246H57V245H54ZM174 246H173V248H172L173 250L175 249ZM243 246H244V245H243V242H241L240 244L237 245L236 250H237V248H238V250H239V249L241 250V248L243 249ZM255 246H254V247H255ZM20 247H21V246H19V248H20ZM48 247H49V246H48ZM59 247H60V246H59ZM64 247H65V246H63V249H66V248H64ZM69 247H70V246H69ZM254 247H253V249H256V248H254ZM258 247H259V246H258ZM0 248L2 249V247H0ZM3 248H4V250L7 249L6 246H4ZM5 248H6V249H5ZM8 248H9V247H8ZM10 248H11V247H10ZM19 248L17 247V249H15V251H16V250H19V251H20L21 249H19ZM22 248H23V247H22ZM49 248H51V247H49ZM54 248L56 249V247H54ZM57 248H58V247H57ZM60 248H61V247H60ZM159 248H162V249H159ZM169 248H171V247L169 246ZM193 248H194V249H193ZM12 249H13V247H12ZM12 249H11V251H12ZM149 249H151V248H149ZM149 249H148V250H149ZM244 249H245V251H247V248H244ZM244 249H243V250H244ZM257 249H258V248H257ZM257 249H256V250H257ZM4 250H2V252H3ZM13 250H14V249H13ZM22 250H23V249H22ZM22 250H21V251H22ZM44 250H45V248H44ZM57 250H58V249H57ZM57 250H52V249H51L52 252H51V251H50V252H51V253H53V252H55V251L57 252ZM69 250L71 251V249H69ZM146 250H147V249H145V251H146ZM160 250H161V251H160ZM177 250H178V249H177ZM188 250H189V249H188ZM192 250H189V251H192ZM251 250H252V248H251ZM251 250H249V251L251 252ZM7 251H8V249H7L5 252H7ZM64 251H65V250H64ZM145 251H144V252H145ZM149 251H150V250H149ZM174 251H175V250H174ZM174 251H173V252H174ZM178 251H179V250H178ZM245 251H244V252H245ZM50 252L48 251V252H47V255H48ZM59 252H60V251H59ZM147 252H148V251H147ZM151 252H152V251H151ZM163 252H162V253H163ZM169 252H171V251H169ZM173 252H172V253H173ZM175 252H177V251H175ZM241 252H242V250H241ZM252 252H253V253H252ZM252 252L250 253V255L252 254L251 257H254V256L256 255V252H255L254 250H252ZM254 252H255V254H254ZM7 253H8V252H7ZM9 253H10V252H9ZM9 253H8V254H9ZM17 253H18V251H17ZM21 253H22V252H21ZM51 253H50V254H51ZM61 253H63V251H62ZM66 253H67V252H66ZM152 253H153V252H152ZM172 253H170V254L168 253V255H167L166 257L171 256ZM189 253H190V252H189ZM189 253H188V254H189ZM229 253H230V252H229ZM245 253H247V252H245ZM248 253H249V252H248ZM1 254H2V253H1ZM11 254L15 255L14 252L11 253ZM11 254H10L9 256H11ZM19 254H20V253H19ZM50 254H49V255H50ZM53 254H54V253H53ZM53 254H51L52 256L50 255L51 258L54 257ZM68 254H69V252H68ZM159 254H160V253H159ZM176 254H177V253H176ZM178 254H179V257L182 255L181 252H179ZM237 254H238V253H237ZM13 255H12V256H13ZM49 255H48V256H49ZM63 255H64V254H63ZM66 255H67V254H66ZM150 255H151V254H149V256H148V255H146V253H145V257L147 256V259H148V257L150 258L151 263L148 262L149 264H152V263H153V262H152L153 259H154V260H155L156 258H158V259L160 258V259H161V257H159V256L156 257L155 254H153V255H154V257H156V258H153V257H151ZM162 255H163V254H162ZM162 255H161V256H162ZM165 255H166V254H165ZM165 255H163V256H165ZM172 255H175V254H172ZM184 255H186V253H184ZM4 256H6L5 253H4ZM7 256H8V255H7ZM57 256H58V254H57ZM182 256H183V255H182ZM182 256L180 257L181 260H182L183 257H184V256H183V257H182ZM187 256H185V258H186ZM0 257H1V255H0ZM59 257H60V256H59ZM62 257H64V256H62ZM172 257H174V256H172ZM19 258H20V255H19L18 259H19ZM55 258L57 259V257H55ZM143 258H144V257H143ZM151 258H152V260H151ZM169 258H171V257H169ZM174 258H175V257H174ZM176 258H178V256H177ZM185 258H184V259H185ZM227 258H228V257L225 256L223 259H226V261H227ZM254 258H255V257H254ZM261 258H262V257H261ZM0 259H1V258H0ZM145 259H146V258H145ZM145 259H144V260H145ZM158 259H157V260H158ZM171 259H172V258H171ZM178 259H179V258H178ZM178 259H174V260L176 261V260H178ZM184 259H183V260H184ZM223 259H222V260H223ZM257 259H258V258H257ZM163 260H164L165 263H166V258H165V259H161V260H160L161 264H164V263H163ZM168 260H169V259H168ZM172 260H173V259H172ZM174 260H173V261H174ZM181 260H180V261H181ZM183 260H182V262H183ZM220 260H221V259H219V261H220ZM228 260H229V258H228ZM258 260H259V259H258ZM260 260H261V259H260ZM0 261H1V260H0ZM53 261H54V258H53ZM147 261H148V260H146V262H147ZM158 261H159V260H158ZM173 261H171V262H173ZM226 261L224 260V262H226ZM143 262H144V261H143ZM156 262H157V261H154L153 264H155ZM178 262H179V261H178ZM178 262H177V263H178ZM182 262H181V263H182ZM224 262H223L222 264H224ZM228 262H230V261H228ZM228 262H226L225 264H227ZM262 262H263V261H261V262L259 261L260 264H263V263H264V262H263V263H262ZM0 263H1V262H0ZM148 263H144V264H148ZM181 263H180V264H181ZM2 264H3V263H2ZM156 264H159V263L157 262ZM178 264H179V263H178ZM185 264H186V263H185ZM218 264H219V263H218ZM220 264H221V263H220Z\"/></svg>", "mask_w": 264, "mask_h": 264}]
</instances>
